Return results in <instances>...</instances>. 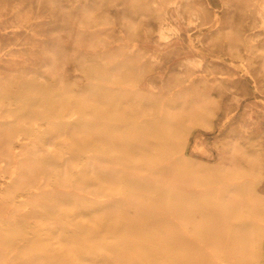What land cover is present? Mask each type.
<instances>
[{
  "label": "rangeland",
  "instance_id": "374dc122",
  "mask_svg": "<svg viewBox=\"0 0 264 264\" xmlns=\"http://www.w3.org/2000/svg\"><path fill=\"white\" fill-rule=\"evenodd\" d=\"M95 1L94 0H0V17H1L0 36L3 34L0 37V45H1L0 46V57L4 56L0 59V93L3 90H8V89H12V91H14V93H12L11 95H8V97L4 96L2 101L0 102V121L11 122L9 123V127L14 128V131L12 130L13 133H11L9 136V139H10L9 143H5V142L0 143V182H4V184L2 185L4 188H2L1 183H0V205L3 206V207L0 206L1 208L0 209V214H1L0 215V228H1L0 229V242L2 240L3 243L6 244L4 245L5 247L3 248V250L1 251L4 255L0 252V259H1L0 264L1 263L3 264V262H5L4 264H31V263L33 264H40V263L41 264H52L54 260L55 261L57 260V261L54 262L53 264H57V262L59 261L63 262V263L61 262V264H66L68 262H69L68 264H82V263L83 264H106V263L107 264L109 263L111 264H121V263L122 264L123 263L124 264L126 263L134 264V262L135 264H143L144 261L146 264H150V263L151 264H157V263L172 264L173 262H174L173 264L180 263V262H181L180 264H219V262L220 264H226L225 262H227L228 264H251L253 261L255 262H253L252 264H264V233H263L264 232V150H263L264 149L263 148L264 147V101H262L264 100V95H263L264 94V78L261 80V78L264 77L263 76L264 75V68H263L264 67V64H263L264 56H262L264 54V32L262 31L264 30V25H263L264 13L262 10L264 8V0H251V4L249 0H239V1L232 0L233 2L231 0H208L209 2L207 0H185V1L184 0H125V1L124 0H95ZM235 1L236 3H234ZM172 3L176 6H173ZM222 4L224 6H222ZM257 4L260 5L258 6V9H257ZM246 6H249V8ZM252 6L254 9L252 8ZM261 6L263 8H261ZM164 11H167V12H164ZM259 11L262 12L260 13L261 15L258 13ZM224 13L226 16L224 15ZM241 13H243L244 16ZM170 14H172L174 17H177L179 19L180 18L184 20L189 19V20H192L191 23L194 22L192 25L190 23L191 26H189V24H185L186 36L189 34L193 38L192 37L191 39L187 38L185 42H183L182 44L183 47L173 46L174 43H176L177 41L176 35H173L170 38L169 42L173 43V45L171 44L169 47L163 46L157 38L158 27L160 26V22L164 20V17L166 18ZM214 14L215 15L218 14V16H214ZM251 14H253L254 16ZM186 15H188L189 18ZM212 15L214 18L212 17ZM222 15L224 16L221 19ZM235 15H237L238 18ZM204 17L206 19L208 18L207 19L208 21ZM256 17H257V20H256ZM233 18H236V19H233ZM239 18H243V20ZM244 18H247V20ZM214 19L215 21H213ZM205 20L207 21V23L203 22ZM258 20L260 23L258 22ZM10 21H11V24H10ZM216 21H218V23ZM221 21L223 23H221ZM6 24H9V26ZM16 24L17 26L19 25L20 28L19 26L15 27ZM218 24H220V26H218ZM222 26H223V29H222ZM253 26H256L255 31H254ZM259 26H261L262 30L261 28H259ZM9 27H12V29L13 28L14 29L12 30ZM200 28L201 30H199ZM203 28H206V29H203ZM244 28L248 29L249 32L250 31L252 32L249 33L248 30H245ZM251 28H253V30ZM114 29L116 30L114 31ZM83 31L84 32L86 31V32L84 33ZM88 31H90V33ZM221 32L222 34L226 32L225 35H223L224 38L221 37L222 36ZM228 32H229V35H228ZM230 32L232 34H230ZM14 34H16L17 36ZM70 35L73 38L72 37L70 38ZM212 36L213 38L220 39V41L218 39L217 40L214 39L215 40L214 41ZM66 37L68 38V45H67ZM209 37H211L210 40H209ZM72 39L73 40L76 39L77 40L76 43L77 42L80 43V44L77 43L80 47H82V44L84 43L82 49L79 46H77V44L75 45L72 44L73 43V41H71ZM64 40L66 41V43L64 42ZM258 40H260V43ZM213 42L216 44H214ZM244 42L246 43L244 44ZM203 43H205V45ZM209 43H210V46H209ZM261 43L263 45H260ZM246 44H249V45H246ZM60 45L61 47H59ZM250 45L251 47L254 48V50L253 48L250 47ZM211 47L212 49H210ZM233 47L235 48V50ZM60 48L62 49L63 53H60L62 52ZM229 48L230 50L233 48V50L231 51L235 55H231L232 53H230L231 51L229 50ZM184 49L186 51H184ZM222 50H224L226 54ZM251 50L254 52L252 53ZM85 51H87L88 54L90 53L88 56L90 55L92 56V54L96 55L97 53V56H98L97 59L102 60L101 62L103 66L102 65L101 67L99 66L100 68L96 67L94 68L95 70H92V71L89 66L85 67L83 65L82 58H80V53L82 52L85 53ZM238 51L240 52L238 53ZM248 51L250 52V54ZM228 52L230 53V55ZM242 52H245V53L248 52V53L245 54ZM152 53H155L156 56L154 57L151 56ZM67 54L68 56H73L75 58L74 60L75 64H81V67H78L79 70L78 68L76 69V71L74 70L75 72H72V69L69 70L70 67L68 66V61H67L68 56H66ZM224 54L226 56H224ZM202 56H203V62L201 63V65L195 62L194 63L188 62V63H185L183 66L177 65V62L181 59H187V58L197 59ZM5 60L7 61L6 64L4 63L6 62ZM129 60L130 61L134 60V63L131 66V68L116 70L115 68L112 67V66L115 67L114 64H117L118 66L120 64H123V62L129 61ZM204 64L205 65L209 64V65L208 67H206L207 65L205 66ZM248 64L250 66H247ZM138 65H140V67H138ZM251 66L254 68H252ZM258 68H260L261 70ZM110 69L111 70L113 69V70L111 71ZM202 69L203 70L206 69L207 71H209L210 73L209 76L212 75L211 77H214L217 75V77L221 79V81L224 79L226 81L221 82L220 80H217L218 83L216 81H214L213 83L212 80L209 79L210 81H208V79L201 77L199 78V81H197L193 85L192 88H189L190 86H192V85H189L188 87H186V90L180 93L178 89L179 85L177 83L179 82L178 81L179 78L181 79L182 76L183 77L185 75L188 76L190 73L196 72V71L197 73L195 75L197 74L200 75ZM228 69H230L231 72L228 71ZM254 69L255 70L258 69V70L255 71ZM70 73L71 75H69ZM124 73L127 75H125ZM131 73H138L139 76L133 79L131 78ZM227 74L229 76H227ZM110 77L112 80H110ZM228 77H231V78H228ZM17 79H20V81ZM28 79H30V81L33 83L31 86L27 85ZM256 79L257 81H255ZM94 80L95 81L97 80L96 81L97 83ZM16 81L19 82L18 83L19 85L16 84ZM106 81L109 83L107 84L108 87H106L107 86L105 83ZM236 82L238 84H236ZM73 83H75L74 86H73ZM182 83H185V82L182 81ZM102 84H104V86ZM23 85H26L27 87L25 88V86ZM42 85L43 86L45 85L43 89H46V91H44L40 87ZM114 86H115V89L117 90L121 89L123 91L133 92L135 93V96L129 99H124V98L122 99L119 96H116L114 93L110 92V88H113L112 90H115ZM234 86H235V89H233ZM30 88L34 90L31 91ZM188 88L191 91H189ZM246 88H247V94H246ZM27 89L28 90L30 89L29 91L31 92V94ZM86 89L87 91L91 89L90 90L91 94L89 93L90 96L92 95L91 99L90 97L89 99L86 98L85 94L88 95L87 93L89 92V91L85 92ZM256 89H258V91H256ZM80 90L81 91L84 90V91L81 92ZM100 90H102V92ZM140 90H143L144 92ZM145 90L147 91V93ZM25 91L27 94L25 93ZM105 91L107 95L103 93ZM94 92L95 93L97 92V93L95 94ZM4 93L5 92H3V94ZM35 93L37 94L41 93V99L40 97H38L40 95L37 96V94ZM79 93L83 95L79 96ZM44 94L46 95L45 97L42 98ZM244 94L246 95V97ZM33 95H35L34 96L35 98L33 97ZM36 98H38V100ZM44 98H47V99L44 100ZM64 98H67V99L70 98V99L67 100ZM80 98L83 99L82 103H81ZM63 99L65 101H63ZM126 100L129 102H127ZM192 100H194V103ZM31 101H34V104H31L33 103ZM99 101H101V103ZM39 102H40V105L38 104ZM167 103L168 105H166ZM207 103L210 105H208ZM238 103L239 105H237ZM42 105L43 106L46 105L47 108L45 107L46 108L45 109ZM130 105L133 107H131ZM36 106L38 107V110L42 112V114H40L41 112L39 113L38 110H35L37 109ZM25 107L29 109L27 110ZM127 107H129L130 109ZM60 108L62 110H60ZM93 108H95L96 110L95 109L93 110ZM135 108L139 110L137 111ZM141 108H142V112H141ZM41 109L44 111H42ZM103 109L108 110L111 114H109L108 116L102 115L101 111ZM122 109L124 110V113L125 114L127 113V114L125 117L123 118L121 117L120 118L121 121H120L119 114L123 112ZM25 110H27L28 113ZM33 110L36 111V115H35V111ZM55 110H59V113L57 114ZM68 110L70 114H68L69 113ZM85 110H88V111L86 112ZM47 111L49 113H45ZM113 112L114 114L112 115ZM160 112L162 113V115H160ZM32 113L34 115H32ZM37 114H39V116ZM158 114L159 116H155ZM228 115H230V117ZM116 116H117V119H116ZM70 117H73V118H70ZM103 119H106L109 122L110 121L112 122L109 123L108 121L106 122V120H103ZM67 120H69L70 123L69 122L66 123L67 127L63 128L61 123ZM81 122L83 123V125L81 124ZM223 122H224L223 126H220L219 124ZM103 125H105L106 127ZM240 126L242 129L240 128ZM85 128L91 129L92 132L93 131L95 132L92 134L91 130L87 131ZM234 129L235 131H232ZM63 130H64V133H63ZM245 130L246 131L249 130V131H247L246 133ZM102 131H104V133ZM42 132L43 134H41ZM78 132L79 134L82 133L80 135L81 137H79V135L76 134ZM99 132H100V136H98ZM227 132L228 134H226ZM232 132L236 134H233ZM97 133L98 135H94ZM35 134L36 136L37 134L38 135L41 134V136L43 137L37 139V137H35ZM104 134H106V136ZM110 134L113 136H111ZM183 136H185V138ZM95 137H96V140H94ZM119 137L120 138L125 137V140L127 141L126 145L131 147L129 151L124 150L123 146H117L116 144L110 142L109 140L104 141L105 138L116 139ZM79 138L82 140H79ZM97 138H99L98 140L100 141L102 140V143H100V141H98ZM148 138H150V141ZM254 143L256 144V146ZM139 144H141L140 145L141 147L139 146ZM257 144H260V145L257 146ZM3 146L6 147L5 150H3V148H5ZM102 147H103V150H102ZM108 147L111 149V151L114 150L115 152L112 151V153L113 152L114 153L111 154V151L110 149L108 150ZM118 147H119V150L117 149ZM72 150H75V151L72 152ZM77 151H80V152L76 153ZM106 151L108 153L110 151L109 153L110 155L107 154ZM94 152H96L95 153L96 155L94 154ZM146 152H148L149 154ZM151 152L153 153V155H151L152 154ZM155 152L157 156L155 155ZM72 153H75V155L76 154L78 155L80 153L78 156H80L81 154L82 155L80 157L78 156L76 157ZM158 153L161 156H159ZM73 155L75 158H73ZM116 155H119V158L118 156L116 157ZM64 156L70 157V158L68 157V160H70L68 161L69 163L68 166L53 168V165L51 164L53 157L54 159L57 160V157H64ZM109 156L110 158H108ZM134 156L137 158L135 159ZM72 158L74 159L75 163L80 161L78 163L79 167L75 166V163ZM98 159L100 160V162H103L102 165L99 163ZM102 159L103 160L105 159L106 163H108L109 165L104 163L105 160L103 161ZM139 159L141 160L139 161ZM94 160H95V163L93 162ZM148 161L154 162V163H151V164L147 163ZM160 162L162 165H160ZM95 164H96V167H95ZM98 165L102 167L99 169V171L100 170L102 171L103 168L105 170L106 169L105 166H107V168H110V170L106 169L105 172L107 173L104 174L105 176L103 175L102 176L99 175L100 177L96 176L99 173V171H96L98 169H95L97 167L99 168ZM150 165L153 167H151ZM115 167L117 169H115ZM92 168H94V170ZM113 168L117 172H115L114 170H111ZM246 170L248 172L250 171L249 173L256 172L258 173V176H255L256 174L254 173L255 175L254 174L249 175L251 176L252 179L249 176L246 177L245 174L246 173L248 174ZM93 171L97 173L93 174ZM112 171L114 172L113 175H112ZM118 173L120 174V176ZM114 175L116 177L117 176L120 177L119 178L120 181L117 182L116 180L118 179L114 180L115 179ZM113 176L114 178H112ZM244 176L246 177V179L249 178L250 180L249 181L246 179L243 180L245 178ZM35 177L37 178L36 179L37 182H32V179ZM72 177L74 179H72ZM219 177H221V179H219ZM131 178L133 179L131 180ZM237 178L243 180L242 181L243 183H241V181H239ZM218 179L220 180L222 186H220L221 184ZM77 180L79 184L77 183ZM237 180L239 181V183H241L239 185L242 186L243 189L238 190V191L236 190L237 192H235V189L233 188H232L233 191L231 189L227 190V188H230L229 184H231V182L238 183ZM69 181L71 183H69ZM113 181H116L117 183L116 182L113 183ZM68 183L70 185H68ZM74 183L77 184L78 187ZM62 184H63V187H62ZM80 185L84 186L85 189L89 188V190H84L82 186L79 187ZM211 185H215V186L210 187ZM248 185L250 187H248ZM40 186L45 187V188H50L52 189V192L48 195L45 194L44 196L43 194L44 192L42 191L41 193L37 192V196L36 195L30 196L31 192L39 191L38 188ZM73 187H75L74 192H71V190L73 191V189H71ZM130 187L133 191L130 189ZM139 187L142 189V191L140 190ZM79 188L81 190L80 192H79ZM145 188L147 190H145ZM248 188L252 192V195H251V192H249ZM60 189L63 191L61 192ZM137 189L141 191L142 193L139 192ZM150 189H152V191L155 190L154 195H156V197L152 195L153 193L152 191H150ZM38 194L40 195L38 196ZM123 194L125 197L122 196ZM160 194L161 196H159ZM170 194H172V196ZM225 194H227L226 197H225ZM94 195H97V196H94ZM113 195L118 196V197H114ZM216 195L218 197H216ZM88 196L90 198L89 200H88ZM109 196L110 198H108ZM137 196L139 197L136 198ZM95 197L97 199H94ZM212 197H214V199ZM106 198L109 200V202ZM115 198L118 199L116 200L117 202H114ZM125 198H127L128 200L125 201ZM145 198L146 199L149 198V199L146 200ZM170 198L171 200H169ZM234 198L239 199V200L241 199L240 201L243 203H241L239 200H235ZM245 198L246 200H244ZM243 200L247 202L248 204L245 203ZM134 201L137 203H134ZM144 201H146L147 203ZM182 201L184 202L183 205L179 203ZM75 202L76 204L74 205L73 203ZM79 202H80V205H79ZM196 202H199L200 204H202L201 205L202 210L200 211L201 213H204L205 210H210L211 214L209 216L203 215L204 216L203 217L201 213H197L196 210L194 211L192 207L193 205L192 203H196ZM238 202L241 203L242 205L241 204L239 205ZM42 203L43 204L46 203V206L45 204L43 205ZM109 203L110 204L113 203L114 205L115 204L116 205L113 206V205H110ZM167 203H169L170 205H168ZM39 204L40 206L42 205L43 209L42 207L39 206ZM135 204H138V205H135ZM50 205L53 208H47V207H51ZM90 206H93V207H90ZM118 206L120 210H118ZM136 206H138V208ZM9 207H11L12 209L11 208L9 209ZM96 207H99L97 208L98 211L96 210ZM103 207L105 209H103ZM107 207H108V211H107ZM70 208L72 209V211L74 210L73 212L71 211L72 213L70 212L71 210ZM130 208L131 210L132 209L133 210L130 211ZM32 209L35 212L34 214L36 216L31 214ZM48 209H50L51 211L54 210L55 212L53 211L54 213H52ZM56 209H58V211ZM81 210L82 211L86 210L87 212H84L83 214ZM102 210L104 212L103 214H101ZM112 210H116L117 214L114 213L115 211L113 212ZM118 211H120L119 214H122V215H119ZM224 211L232 212V215H231L232 219L237 220V216H238L240 221L238 222L237 220V222L239 224H235V223L232 224L230 222L231 220L228 223H225V215H224L225 212ZM16 212H19V213L17 214ZM80 213L83 215H81ZM216 213L218 215H216ZM240 213H244V215ZM68 214H69V218L67 216ZM111 214L113 215L116 214V216L118 215L119 217L113 216ZM41 215L44 218H42ZM162 215H164L165 217ZM167 215L170 217H168ZM10 216L12 217L14 216L13 221H10V219L12 218V217L10 218ZM94 216H96V219H94L95 218ZM40 217L44 219L45 222H43L44 220L41 221L42 219H40ZM195 217H197V219H195ZM28 218L31 220H29ZM36 218L40 219V221L38 219L36 220ZM54 218H56L57 220H55ZM120 218H124V220L126 221L122 222L120 221ZM240 218H242L243 220ZM61 219H64V220H61ZM222 219L223 221H221ZM93 220H96L99 226L97 225H96L97 227L94 226L97 223H95L96 221H93ZM29 221L32 223H30ZM38 221H39V225H38ZM15 222H19V223L17 224ZM82 222H84L85 224H83ZM195 222L196 224H194ZM29 223L31 224L30 226L28 225ZM41 223H43L44 226ZM60 223H63L65 227L63 226V224H60ZM65 223H68L70 227H68L69 225ZM91 223L93 224V229L94 227L95 229L97 228L96 231H93V233H91L92 226L91 227L89 226V225H92ZM107 223H109L110 225ZM198 223H202V224L199 225ZM19 224L20 225L23 224V226L21 227ZM24 224H25V227H24ZM8 225H10L11 227ZM52 225L53 227L55 225V228L51 227ZM240 225L242 227H240ZM244 225L246 227L247 226L249 227L251 225L250 230L249 228H246ZM3 226H6V228ZM7 226L9 227V229L7 228ZM49 226L51 230L48 233ZM202 226H204V228ZM252 226L254 227L252 228ZM41 227L43 228L45 227V228L43 229ZM200 227H201L202 232L199 230ZM243 227H245L247 230L242 231L243 232L242 233L240 230L245 229ZM63 228L64 229L67 228V229L64 230ZM86 228L87 230L89 229L88 230L89 232L86 230ZM182 228L186 230L183 231ZM27 229L29 232L27 231ZM57 229H60L61 231H63V233H61V231ZM68 229L71 232H69ZM1 230L3 232H1ZM25 230L27 232H25ZM101 230H103L102 231L103 233L101 232ZM206 230L209 231V233ZM45 232H47L48 235ZM73 232H75L76 234L74 235ZM104 232L111 236L107 235L106 237L105 236L106 234ZM187 232H189L190 235ZM200 232L203 234H201ZM244 232L249 233V234L246 235ZM6 233H8V235ZM90 233L92 235L96 233L95 234L96 236L95 235L91 236ZM114 233H116V235ZM186 233L188 235H186ZM99 234L100 235L105 234V235L102 236L101 238L100 236H98ZM216 234H218V236H216ZM233 234H235V236ZM26 235H29V236L24 237ZM34 235L35 237L39 239L38 240L36 239L35 241L34 240L35 237L33 238ZM54 235H55V238H53ZM89 235L91 236V238ZM113 235L116 236L119 243L118 241L117 243L115 242V244L113 243L114 241H116L113 239L114 238ZM183 235L187 237L183 238L184 237ZM250 235L252 238L250 237ZM40 236L42 239L40 238ZM60 236H61V239H60ZM248 236L251 239H254L256 241V244L255 243L253 244V247L255 248L253 249V251H252L253 247L250 246L252 242H248V241H251V239L246 238ZM92 237H96V240L98 238L105 239L106 242L104 240H99L98 242L100 243H97L95 241V238L93 239ZM104 237L106 238L109 237L110 242L108 243L107 241L109 240L108 239L106 240V238ZM110 237H112L113 241H111ZM23 238L25 239L23 240ZM89 238L91 240H89ZM165 238L167 240H165ZM56 239L57 241L60 239L59 240L60 242H64L62 245L67 246L69 250H67L66 247L65 249L62 248V245L60 247L59 246L60 242L59 244H57L58 242L55 243ZM72 239L75 241L73 242ZM80 239H83V242L84 240L87 239L85 241L86 243L85 242L83 243L82 240L79 241ZM21 240L23 241V243L21 242ZM51 240L52 242H49ZM225 240H227L228 243H224ZM254 240L252 241L255 242ZM65 241H68V242H65ZM87 241L88 243L90 241V244H88ZM91 241H93V243H91ZM183 241H186L187 243ZM95 242L98 245V248ZM101 242H105L106 244L101 243ZM131 242L133 243L134 248L137 246V244L134 242H137V243L139 242L138 245L139 244L141 245L142 243V245L141 246L139 245L140 248L136 247V250L134 248L129 249L127 245L125 244H132ZM193 242H194V245H193ZM201 242L203 244H201ZM18 243L19 245H17ZM44 243H46L45 244L46 248H45ZM47 243L48 245L50 243L51 246H47ZM65 243L67 244L70 243V245L72 244V247L68 246L69 244L67 245ZM149 243L151 245H149ZM31 244L32 246H30ZM104 244L106 246L108 245L107 248L114 246L115 247L114 251L118 253V255L120 256V259L117 256L116 252L114 253L110 252L109 249H107L105 246L104 247L101 246ZM121 244L123 246H120ZM190 244H192L193 246ZM40 245L42 247H40ZM85 245L88 247L86 248ZM197 245H200V246H197ZM215 245L217 246L214 248ZM89 246H91L92 248ZM203 246L205 247L204 249H203ZM26 247L28 249H25ZM29 247H32V249ZM69 247L71 248L74 247L73 251L75 249L76 250L74 251L75 253L72 252V250H70ZM101 247H103V252L101 250L102 249ZM123 247H126V248H123ZM141 247H142V250H140ZM209 247L211 248L210 250H209ZM144 248H146L145 249L146 253H145ZM245 248L249 250H246ZM15 249L16 251L18 249L17 251L18 253L15 251ZM137 249L139 250V252L137 251ZM4 250L6 251L3 252ZM28 250L30 252H28ZM132 250L133 251L135 250V251L133 252ZM231 250L234 252H232ZM243 250L244 252H242ZM105 251L107 252V254L105 253ZM99 252L102 255L101 254L98 255ZM230 252L233 254H231ZM253 252L255 254H253ZM40 253L42 254L40 255ZM73 253L78 255V259H77V256L74 255ZM80 253L81 254L83 253V255L88 258V260L86 259L87 262L84 261L86 257L84 258V256L81 255ZM103 253H105L106 255ZM129 253H131L132 256H130ZM35 254L36 256L34 257ZM51 254H53V256H51ZM122 254L123 255L125 254V257L123 256L124 258L122 257ZM108 255L110 257L111 256L113 257L112 260L114 262L111 260L112 257L110 258ZM157 255L159 256V258H157L158 257ZM196 255H198V257H196ZM39 256L42 257L44 260L46 259L45 262ZM54 256H56V258ZM92 256L94 258L96 256V258L94 259L92 258ZM155 256L156 258H154ZM62 257L67 258V259H63ZM138 257L139 258L142 257L141 258L142 260L139 259ZM165 257H168V258H165ZM254 257H256L255 258L256 260L254 259ZM89 258L90 259L92 258L94 260L92 259L90 260ZM102 258H105V260L106 259L108 260L110 259V260L109 261L106 260L107 261L106 262ZM258 258H260L259 261H258ZM80 259L81 260L83 259V260L81 261ZM114 259L118 262H116ZM161 259L164 260V262H162ZM226 259H228L229 261ZM89 260L91 261V263L90 262L88 263ZM96 260L98 263L96 262ZM49 261H52V262H49ZM93 261L95 263H93ZM102 261H105V262L103 263ZM138 261L142 263H138ZM149 261L150 263H148ZM155 261H157V263H155Z\"/></svg>",
  "mask_w": 264,
  "mask_h": 264
},
{
  "label": "bare ground",
  "instance_id": "6f19581e",
  "mask_svg": "<svg viewBox=\"0 0 264 264\" xmlns=\"http://www.w3.org/2000/svg\"><path fill=\"white\" fill-rule=\"evenodd\" d=\"M94 1H95V0H94ZM124 1H125V0H124ZM184 1H185V0H184ZM207 1H208V0H207ZM231 1H232V0H231ZM238 1H239V0H238ZM84 2H85V1H84ZM95 2H96V1H95ZM119 2H120V1H119ZM178 2H179V1H178ZM208 2H209V1H208ZM232 2H233V1H232ZM241 2H242V1H241ZM241 2H240V3H241ZM245 2H246V1H245ZM249 2H250V4H251V0H249ZM254 2H255V1H254ZM117 3H118V2H117ZM173 3H174V2H173ZM173 3H172V4H173ZM179 3H180V2H179ZM234 3H236V1H235ZM252 3H253V2H252ZM257 3H258V2H257ZM83 4H85V3H83ZM155 4H157V3H155ZM44 5H45V4H44ZM113 5H114V4H113ZM127 5H128V4H127ZM253 5H254V4H253ZM125 6H126V5H125ZM165 6H167V5H165ZM171 6H172V5H171ZM173 6H176V5L173 4ZM222 6H224V5L222 4ZM258 6H260V5L257 4V9H258ZM120 7H121V6H120ZM120 7H119V8H120ZM168 7H169V6H168ZM197 7H198V6H197ZM246 7L249 8V6H246ZM87 8H88V7H87ZM113 8H114V7H113ZM113 8H112V9H113ZM222 8H223V7H222ZM252 8H253V6H252ZM259 8H260V7H259ZM261 8H263V7L261 6ZM176 9H177V8H176ZM253 9H254V8H253ZM253 9H252V10H253ZM257 9H256V10H257ZM116 10H117V9H116ZM221 10H222V9H221ZM262 10H263V13H264V8H263ZM66 11H67V9H66ZM125 11H126V10H125ZM134 11H135V10H134ZM158 11H160V10H158ZM177 11H178V10H177ZM180 11H181V10H180ZM200 11H201V10H200ZM246 11H247V10H246ZM257 11H258V10H257ZM164 12H167V11H164ZM249 12H250V11H249ZM67 13H68V12H67ZM86 13H87V12H86ZM86 13H84V14H86ZM121 13H122V12H121ZM179 13H180V12H179ZM238 13H239V12H238ZM238 13H237V14H238ZM258 13L260 14V13H262V12L259 11ZM75 14H76V13H75ZM146 14H147V13H146ZM182 14H183V13H182ZM185 14H187V13H185ZM235 14H236V13H235ZM239 14H240V13H239ZM241 14L243 15V13H241ZM245 14H246V13H245ZM253 14H254V13H253ZM253 14H251V15H253ZM259 14H258V15H259ZM132 15H133V14H132ZM224 15H225V13H224ZM224 15H222L221 19L223 18ZM260 15H261V14H260ZM148 16H149V15H148ZM166 16H167V15H166ZM186 16L188 17V15H186ZM214 16H218V14H217V15L214 14ZM225 16H226V15H225ZM235 16H237V15H235ZM243 16H244V15H243ZM253 16H254V15H253ZM253 16H252V18H253ZM262 16H263V15H262ZM68 17H69V16H68ZM73 17H74V16H73ZM82 17H83V16H82ZM125 17H126V16H125ZM194 17H195V16H194ZM212 17H213V15H212ZM212 17H211V19H212ZM241 17H242V16H241ZM263 17H264V16H263ZM70 18H71V17H70ZM183 18H184V17H183ZM188 18H189V17H188ZM197 18H198V17H197ZM204 18H205V17H204ZM204 18H203V19H204ZM213 18H214V17H213ZM215 18H216V17H215ZM237 18H238V16H237ZM30 19H31V18H30ZM30 19H29V20H30ZM61 19H62V18H61ZM81 19H82V18H81ZM205 19H206V18H205ZM207 19H208V18H207ZM207 19H206V20H207ZM233 19H236V18H233ZM239 19H242V20H243V18H239ZM244 19L247 20V18H244ZM260 19H261V18H260ZM262 19H263V18H262ZM2 20H3V19H2ZM97 20H98V19H97ZM126 20H127V19H126ZM128 20H129V19H128ZM151 20H152V19H151ZM206 20L203 21V22L207 23L208 20H207V21H206ZM226 20H227V19H226ZM250 20H251V19H250ZM256 20H257V17H256ZM0 21H1V17H0ZM86 21H87V20H86ZM114 21H115V20H114ZM191 21H192V20H189V19H188V20H184V19H181V18L179 19V18H177V17H174L172 14H170V15H169L168 17H166V18L164 17V20H163L162 22L159 21V22H160V26L158 27V36H157L158 40L161 42V44H162L163 46H165V47H169L171 44L173 45V43H170V42H169V41H170V38H171L173 35H176V36H177V41H176V43H174L173 46H176V47H180V46H182L183 42H185V40H186L187 38L191 39V37H192V36H190L189 34H188L187 36H186V34H185V32H186V26H185V24H189V26H191V25L194 23V22L191 23ZM200 21H201V20H200ZM209 21H210V20H209ZM213 21H215V19H214ZM237 21H238V20H237ZM262 21H263V20H262ZM60 22H61V21H60ZM73 22H74V21H73ZM216 22L218 23V21H216ZM242 22H243V21H242ZM258 22H259V20H258ZM3 23H4V22H3ZM64 23H65V22H64ZM84 23H85V22H84ZM135 23H136V22H135ZM190 23H191V25H190ZM201 23H202V22H201ZM211 23H212V22H211ZM211 23H209V24H211ZM221 23H223V22L221 21ZM240 23H241V21H240ZM255 23H256V22H255ZM259 23H260V22H259ZM10 24H11V21H10ZM13 24H14V23H13ZM27 24H28V23H27ZM114 24H115V23H114ZM6 25L9 26V24H6ZM22 25H23V24H22ZM105 25H106V23H105ZM112 25H113V24H112ZM196 25H197V23H196ZM199 25H200V23H199ZM206 25H207V24H206ZM230 25H231V24H230ZM242 25H244V24H242ZM253 25H254V24H253ZM256 25H257V24H256ZM263 25H264V22H263ZM18 26H19V25H18ZM18 26H17V24H16L15 27H18ZM83 26H84V25H83ZM89 26H90V25H89ZM189 26H188V27H189ZM211 26H212V25H211ZM216 26H217V25H216ZM218 26H220V24H218ZM67 27H68V26H67ZM77 27H78V26H77ZM193 27H194V26H193ZM203 27H204V25H203ZM253 27H254V31H255V30H256V29H255L256 26H253ZM9 28L12 29V27H9ZM19 28H20V26H19ZM82 28H83V27H82ZM90 28H91V27H90ZM110 28H111V27H110ZM114 28H115V27H114ZM123 28H124V27H123ZM197 28H198V27H197ZM218 28H219V27H218ZM218 28H216V29H218ZM248 28H249V27H248ZM259 28H261V26H259ZM4 29H6V28H4ZM13 29H14V28H13ZM13 29H12V30H13ZM15 29H16V28H15ZM60 29H61V28H60ZM85 29H86V28H85ZM91 29H92V28H91ZM99 29H100V28H99ZM190 29H192V28H190ZM203 29H206V28H203ZM222 29H223V26H222ZM244 29H245V28H244ZM251 29L253 30V28H251ZM0 30H1V29H0ZM12 30H11V31H12ZM94 30H95V29H94ZM115 30H116V29H114V31H115ZM138 30H139V29H138ZM195 30H196V29H195ZM199 30H201V28H200ZM209 30H210V28H209ZM245 30H248V29H245ZM261 30H262V28H261ZM262 31L264 32V30H262ZM262 31H261V32H262ZM2 32H3V31H2ZM5 32H6V31H5ZM83 32H84V31H83ZM85 32H86V31H85ZM85 32H84V33H85ZM88 32L90 33V31H88ZM119 32H120V31H119ZM192 32H193V31H192ZM231 32H232V31H231ZM231 32H230V34L233 33V32H232V33H231ZM248 32H249V30H248ZM250 32H252V31H250ZM250 32H249V33H250ZM258 32H259V31H258ZM89 33H88V34H89ZM225 33H226V32H225ZM225 33L222 34V32H221V35H222L221 37H223V35H225ZM243 33H244V32H243ZM255 33H256V32H255ZM16 34H17V33H16ZM16 34H14V35H16ZM106 34H107V33H106ZM207 34H208V33H207ZM239 34H240V32H239ZM245 34H246V33H245ZM2 35H3V34H2ZM2 35H1V36H2ZM71 35H72V34H71ZM71 35H70V38L72 37ZM75 35H76V34H75ZM79 35H80V34H79ZM89 35H90V34H89ZM228 35H229V32H228ZM241 35H242V34H241ZM246 35H247V34H246ZM252 35H253V34H252ZM1 36H0V37H1ZM5 36H6V35H5ZM16 36H17V35H16ZM82 36H83V35H82ZM199 36H200V35H199ZM201 36H202V35H201ZM205 36H206V35H205ZM205 36H204V37H205ZM226 36H227V35H226ZM226 36H225V38H226ZM244 36H245V35H244ZM74 37H75V36H74ZM78 37H79V36H78ZM124 37H125V36H124ZM204 37H203V38H204ZM221 37H220V38H221ZM66 38H67V37H66ZM72 38H73V37H72ZM95 38H96V37H95ZM192 38H193V37H192ZM210 38H211V37H209V40H210ZM212 38H213V36H212ZM223 38H224V37H223ZM250 38H251V37H250ZM259 38H260V36H259ZM125 39H126V38H125ZM204 39H205V38H204ZM206 39H207V38H206ZM214 39H216V38H213V40H214ZM217 39H218V38H217ZM217 39H216V40H217ZM241 39H242V38H241ZM93 40H94V39H93ZM211 40H212V39H211ZM218 40L220 41V39H218ZM244 40H246V39H244ZM244 40H243V41H244ZM71 41H73L72 44H74V45L78 43V42L76 43V41H77L76 39H75V40L72 39ZM205 41H206V40H205ZM214 41H215V40H214ZM225 41H226V40H225ZM228 41H229V40H228ZM258 41H259V43H260V40H258ZM258 41H257V42H258ZM64 42L66 43L65 40H64ZM69 42H70V41H69ZM74 42H75V43H74ZM79 42H80V41H79ZM203 42H204V41H203ZM238 42H239V40H238ZM247 42H248V41H247ZM65 43H64V44H65ZM98 43H99V42H98ZM102 43H103V42H102ZM166 43H167V44H166ZM213 43H214V42H213ZM213 43H212V44H213ZM245 43H246V42H244V44H245ZM250 43H251V42H250ZM255 43H256V42H255ZM52 44H53V43H52ZM62 44H63V42H62ZM78 44H80V43H78ZM78 44H77V46H79ZM83 44H84V43H83ZM83 44H82V47H83ZM203 44L205 45V43H203ZM207 44H208V43H207ZM214 44H216V43H214ZM224 44H225V43H224ZM236 44H237V43H236ZM252 44H253V43H252ZM57 45H58V44H57ZM67 45H68V38H67ZM69 45H70V43H69ZM74 45H73V46H74ZM196 45H197V44H196ZM204 45H203V46H204ZM229 45H230V43H229ZM238 45H239V44H238ZM238 45H237V46H238ZM246 45H249V44H246ZM253 45H254V44H253ZM253 45H252V46H253ZM260 45H263V44L261 43ZM0 46H1V45H0ZM62 46H63V45H62ZM104 46H106V45H104ZM209 46H210V43H209ZM214 46H215V45H214ZM240 46H241V45H240ZM258 46H259V45H258ZM54 47H56V46H54ZM54 47H52V48H54ZM59 47H61V45H60ZM59 47H58V48H59ZM79 47H80V46H79ZM82 47H80V48L82 49ZM182 47H183V46H182ZM190 47H192V46H190ZM230 47H231V46H230ZM250 47H251V45H250ZM256 47H257V46H256ZM8 48H9V47H8ZM12 48H13V46H12ZM47 48H48V46H47ZM65 48H66V46H65ZM65 48H64V49H65ZM92 48H93V47H92ZM207 48H208V47H207ZM216 48H217V47H216ZM219 48H220V47H219ZM233 48H234V47H233ZM233 48H232L231 50H233ZM244 48H245V47H244ZM251 48H253V47H251ZM258 48H259V47H258ZM260 48H261V47H260ZM42 49H43V48H42ZM60 49H61V48H60ZM102 49H103V48H102ZM110 49H111V48H110ZM114 49H115V48H114ZM210 49H212V47H211ZM238 49H239V48H238ZM238 49H236V50H238ZM44 50H45V49H44ZM51 50H52V49H51ZM65 50H66V49H65ZM65 50H64V51H65ZM68 50H69V49H68ZM84 50H85V49H84ZM95 50H96V49H95ZM108 50H109V49H108ZM179 50H180V49H179ZM204 50H205V49H204ZM213 50H214V49H213ZM229 50H230V48H229ZM231 50H230V51H231ZM234 50H235V48H234ZM246 50H247V48H246ZM253 50H254V48H253ZM47 51H48V50H47ZM61 51H62V49H61ZM73 51H74V50H73ZM184 51H186V50L184 49ZM222 51L224 52V50H222ZM243 51H244V50H243ZM256 51H257V49H256ZM95 52H96V51H95ZM180 52H181V51H180ZM203 52H205V51H203ZM203 52H202V53H203ZM223 52H222V53H223ZM239 52H240V51H238V53H239ZM248 52H249V51H248ZM248 52H247V53H248ZM251 52L253 53L254 51L251 50ZM262 52H263V51H262ZM55 53H57V52H55ZM60 53H63V51L60 52ZM76 53H78V52H76ZM85 53H87V51H85ZM85 53H84V52L80 53V58H82V60H83V65H84L85 67H88V66H89L90 69H91V71H92V70H95L94 68H96V67L98 68L99 66L101 67V65L103 66V64H102V62H101L102 60L97 59V57H98V56H97V53H96V55H95V54H92V56H91V55L88 56L90 53H89V54H88V53L85 54ZM214 53H215V51H214ZM218 53H219V52H218ZM218 53H217V54H218ZM224 53H225V52H224ZM228 53H229V52H228ZM230 53H232V51H231ZM230 53H229V55H230ZM242 53H245V52H242ZM247 53H245V54H247ZM73 54H74V53H73ZM179 54H180V53H179ZM179 54H178V55H179ZM206 54H207V53H206ZM225 54H226V53H225ZM225 54H224V56H226ZM236 54H237V53H236ZM240 54H241V53H240ZM249 54H250V52H249ZM256 54H257V53H256ZM2 55H3V54H2ZM76 55H77V54H76ZM178 55H177V56H178ZM204 55H205V54H204ZM218 55H219V54H218ZM231 55H235V54L232 53ZM66 56H68V54H67ZM102 56H104V55H102ZM151 56L154 57V56H156V54H155V53H152ZM224 56H223V57H224ZM254 56H256V55H254ZM254 56H253V57H254ZM262 56H264V54H263ZM2 57H4V56H2ZM2 57H0V59H1ZM228 57H229V56H228ZM230 57H231V56H230ZM233 57H234V56H233ZM238 57H239V56H238ZM64 58H66V57H64ZM220 58H221V57H220ZM245 58H246V57H245ZM261 58H262V57H261ZM121 59H122V58H121ZM230 59H231V58H230ZM233 59H234V58H233ZM235 59H237V58H235ZM238 59H239V58H238ZM255 59H256V58H255ZM262 59H263V58H262ZM8 60H9V59H8ZM74 60H75V58H74L73 56H68V58H67L68 66L70 67L69 70L72 69V72H75L76 69H77L78 67H81V64H75ZM77 60H78V59H77ZM242 60H243V59H242ZM263 60H264V59H263ZM263 60H262V61H263ZM5 61H6V60H5ZM59 61H61V60H59ZM78 61H79V60H78ZM107 61H108V60H107ZM212 61H213V60H212ZM246 61H247V60H246ZM73 62H74V63H73ZM110 62H111V61H110ZM115 62H116V61H115ZM188 62H189V63H194V62H195V63H199V64L201 65V63L203 62V56H202V57H199V58H197V59H196V58L181 59V60H179V61L177 62V65H179V66H183L185 63H188ZM205 62H206V60H205ZM251 62H252V61H251ZM1 63H2V62H1ZM4 63L6 64L7 61L4 62ZM133 63H134V60H132V61L129 60V61H125V62H123V64H120V65H118V66H117V64H114L115 67H114V66H112V67L115 68L116 70L128 69V68H131V66L133 65ZM140 63H141V62H140ZM140 63H139V64H140ZM247 63H248V62H247ZM262 63H263V62H262ZM5 64H4V65H5ZM63 64H64V63H63ZM263 64H264V63H263ZM79 65H80V66H79ZM204 65H205V64H204ZM206 65H207V64H206ZM206 65H205V66H206ZM208 65H209V64H208ZM208 65H207L206 67H208ZM63 66H64V65H63ZM105 66H106V65H105ZM110 66H111V64H110ZM175 66H176V65H175ZM214 66H215V65H214ZM224 66H225V65H224ZM247 66H250V65L248 64ZM100 67H99V68H100ZM107 67H109V66H107ZM138 67H140V65H138ZM211 67H212V66H211ZM218 67H219V66H218ZM251 67H252V66H251ZM262 67H263V66H262ZM173 68H174V67H173ZM173 68H172V69H173ZM227 68H228V67H227ZM252 68H254V67H252ZM263 68H264V67H263ZM258 69H260V68H258ZM258 69H256V70H258ZM28 70H29V69H28ZM74 70H75V71H74ZM78 70H79V68H78ZM110 70H111V69H110ZM112 70H113V69H112ZM112 70H111V71H112ZM202 70H203V69H202ZM202 70H201V74H200V75L197 74L198 76L195 75V74L197 73V71H196V72H192V73H190L188 76H186V75H185L184 77L182 76L181 79L179 78V80H178L179 82H177L178 85H179V88H178V89H179V92L181 93V92H183L184 90H186V87H188L189 85H192V86L189 87V88H192L193 85H194L197 81H199V78H201V77H202V78L204 77L205 79H208V81L212 80L213 83H214V81H216V82L218 83L217 80H220V81H221V79H219V78L217 77V75L214 76V77H211L212 75L209 76V75H210L209 71H207L206 69L203 70V71H202ZM220 70H221V69H220ZM251 70H253V69H251ZM254 70H255V69H254ZM256 70H255V71H256ZM260 70H261V69H260ZM10 71H11V70H10ZM33 71H34V70H33ZM111 71H110V72H111ZM194 71H195V70H194ZM228 71H230V69H228ZM204 72H206V73H204ZM212 72H213V71H212ZM223 72H225V71H223ZM230 72H231V71H230ZM88 73H89V72H88ZM181 73H182V72H181ZM253 73H254V72H253ZM253 73H252V74H253ZM67 74H68V73H67ZM116 74H117V73H116ZM124 74H125V73H124ZM124 74H123V75H124ZM184 74H185V73H184ZM214 74H215V73H214ZM250 74H251V73H250ZM9 75H10V74H9ZM69 75H71V73H70ZM87 75H88V74H87ZM105 75H106V74H105ZM105 75H104V77H105ZM109 75H110V74H109ZM125 75H127V74H125ZM225 75H226V74H225ZM253 75H254V74H253ZM138 76H139L138 73H131V78H133V79L136 78V77H138ZM219 76H220V75H219ZM227 76H229V75L227 74ZM230 76H231V75H230ZM242 76H243V75H242ZM256 76H257V75H256ZM263 76H264V75H263ZM89 77H90V76H89ZM129 77H130V76H129ZM185 77H186V78H185ZM231 77H232V76H231ZM231 77H228V78H231ZM236 77H237V76H236ZM258 77H259V75H258ZM20 78H21V77H20ZM67 78H68V77H67ZM90 78H91V77H90ZM119 78H120V77H119ZM121 78H122V77H121ZM131 78H130V79H131ZM222 78H223V76H222ZM225 78H226V77H225ZM232 78H233V77H232ZM245 78H246V77H245ZM263 78H264V77H262L261 80H262ZM101 79H102V78H101ZM209 79H210V80H209ZM253 79H254V78H253ZM17 80L20 81V79H17ZM110 80H112L111 77H110ZM234 80H235V79H234ZM258 80H259V79H258ZM261 80H260V81H261ZM51 81H53V80H51ZM79 81H80V80H79ZM94 81H95V80H94ZM94 81H93V82H94ZM96 81H97V80H96ZM96 81H95V82H96ZM120 81H121V79H120ZM164 81H165V80H164ZM182 81H184L185 83H182ZM223 81H226V80L224 79V80H222L221 82H223ZM235 81H236V80H235ZM255 81H257V79H256ZM72 82H73V81H72ZM98 82H99V81H98ZM180 82H181V83H180ZM216 82H215V83H216ZM240 82H241V81H240ZM261 82H262V81H261ZM14 83H15V82H14ZM18 83H19V82L16 81V84H18ZM90 83H91V82H90ZM96 83H97V82H96ZM102 83H104V82H102ZM105 83H106V85L109 84L107 81H106ZM208 83H209V82H208ZM230 83H231V82H230ZM258 83H259V82H258ZM32 84H33V83L30 81V79H28L27 85H28V86H31ZM45 84H46V83H45ZM74 84H75V83H73V86H74ZM114 84H115V83H114ZM116 84H117V83H116ZM231 84H232V83H231ZM236 84H238V83L236 82ZM260 84H261V83H260ZM260 84H259V86H260ZM262 84H263V83H262ZM18 85H19V84H18ZM35 85H36V83H35ZM40 85H41V84H40ZM102 85L104 86V84H102ZM106 85H105V86H106ZM122 85H123V84H122ZM178 85H177V86H178ZM252 85H253V84H252ZM255 85H256V84H255ZM23 86H25V88L27 87L26 85H23ZM44 86H45V85H44ZM44 86L42 85V86H40V87L43 89ZM100 86H101V85H100ZM119 86H120V85H119ZM124 86H125V85H124ZM227 86H228V85H227ZM262 86H263V85H262ZM106 87H108V85H107ZM116 87H117V86H116ZM128 87H129V86H128ZM25 88H24V89H25ZM31 88H32V87H31ZM31 88H30V89H31ZM68 88H69V87H68ZM68 88H66V89H68ZM77 88H78V87H77ZM79 88H80V87H79ZM104 88H105V87H104ZM189 88H188V89H189ZM202 88H203V87H202ZM231 88H233V87H231ZM30 89H29V90H30ZM39 89H40V88H39ZM112 89H113V88H110V92L114 93L116 96H119V97L122 98V99H123V98H124V99H129V98H132L133 96H135V93H133V92L123 91V90H121V89H120V90H117V89H115V86H114V89H115V90H112ZM233 89H235V86H234ZM253 89H254V87H253ZM27 90H28V89H27ZM29 90H28V91H29ZM33 90H34V89H33ZM33 90L31 89V91H33ZM43 90L46 91V89H43ZM43 90H41V91H43ZM69 90H70V89H69ZM90 90H91V89H90ZM90 90H88V91H89V92H88L87 89H86L85 92H88L87 94L89 95V93L91 94ZM147 90H148V89H147ZM203 90H204V89H203ZM78 91H79V90H78ZM80 91H81V90H80ZM83 91H84V90H82L81 92H83ZM96 91H97V89H96ZM100 91L102 92V90H100ZM108 91H109V90H108ZM108 91H107V92H108ZM140 91L144 92L143 90H140ZM145 91H146V90H145ZM157 91H158V90H157ZM189 91H191V90L189 89ZM256 91H258V89H256ZM261 91H262V90H261ZM261 91H260V92H261ZM3 92H5V93L3 94ZM29 92H30V91H29ZM36 92H37V91H36ZM50 92H51V90H50ZM85 92H84V93H85ZM186 92H187V91H186ZM12 93H14V91H12V89L3 90V91L0 93V102L2 101V99H3L4 96H7V97H8V95H11ZM25 93H26V91H25ZM42 93H43V92H42ZM92 93H93V92H92ZM94 93H95V92H94ZM96 93H97V92H96ZM96 93H95V94H96ZM103 93H104L105 95H107L106 91L103 92ZM146 93H147V91H146ZM18 94H19V93H18ZM26 94H27V93H26ZM30 94H31V92H30ZM35 94H37V93H35ZM110 94H111V93H110ZM114 94H113V95H114ZM170 94H171V92H170ZM196 94H197V93H196ZM246 94H247V88H246ZM260 94H261V93H260ZM38 95H40V96H38ZM45 95H46V94H44V95L42 96V98L45 97ZM80 95H83V94H80V93H79V96H80ZM88 95L85 94L86 98L89 99V97H90V99H91L92 95H91V96H90V95L88 96ZM154 95H155V94H154ZM186 95H187V94H186ZM193 95H194V94H193ZM203 95H204V94H203ZM225 95H226V94H225ZM244 95H245V94H244ZM263 95H264V94H263ZM18 96H19V95H18ZM34 96H35V95H33V97H34ZM37 96L40 97V99H41V93L37 94ZM49 96H50V95H49ZM169 96H170V95H169ZM201 96H202V95H201ZM55 97H56V96H55ZM167 97H168V96H167ZM232 97H233V96H232ZM240 97H241V96H240ZM245 97H246V95H245ZM256 97H257V95H256ZM25 98H27V97H25ZM34 98H35V97H34ZM34 98H33V100H34ZM97 98H98V97H97ZM174 98H175V97H174ZM243 98H244V97H243ZM243 98H242V99H243ZM36 99L38 100V98H36ZM40 99H39V101H40ZM45 99H47V98H44V100H45ZM64 99H67V98H64ZM64 99H63V101H65ZM69 99H70V98H69ZM69 99H67V100H69ZM80 99H81V98H80ZM143 99H144V98H143ZM186 99H187V98H186ZM222 99H223V98H222ZM238 99H239V98H238ZM258 99H259V98H258ZM260 99H261V98H260ZM29 100H30V99H29ZM29 100H28V101H29ZM82 100H83V99H81V103L83 102ZM85 100H86V99H85ZM95 100H96V99H95ZM189 100H190V99H189ZM126 101H127V100H126ZM141 101H142V100H141ZM144 101H145V100H144ZM190 101H191V100H190ZM192 101H193V103H194V100H192ZM235 101H236V100H235ZM239 101H240V100H239ZM262 101H264V100H262ZM31 102H33V103H31ZM31 102H30L31 104H34V101H31ZM53 102H54V100H53ZM61 102H62V101H61ZM99 102L101 103V101H99ZM119 102H120V101H119ZM127 102H129V101H127ZM147 102H148V101H147ZM42 103H44V102H42ZM42 103H41V104H42ZM59 103H60V102H59ZM100 103H99V104H100ZM164 103H165V102H164ZM164 103H163V104H164ZM38 104L40 105V102H39ZM64 104H65V103H64ZM118 104H119V103H118ZM129 104H130V103H129ZM207 104H208V103H207ZM49 105H50V104H49ZM60 105H61V104H60ZM108 105H109V104H108ZM123 105H124V104H123ZM151 105H152V104H151ZM166 105H168V103H167ZM174 105H175V104H174ZM204 105H205V104H204ZM208 105H210V104H208ZM237 105H239V103H238ZM27 106H29V105H27ZM27 106H26V107H27ZM42 106H43V105H42ZM67 106H68V105H67ZM67 106H65V107H67ZM70 106H71V104H70ZM93 106H94V105H93ZM102 106H103V105H102ZM112 106H113V105H112ZM119 106H120V105H119ZM124 106H125V105H124ZM124 106H123V107H124ZM126 106H128V105H126ZM130 106H131V105H130ZM177 106H178V105H177ZM217 106H218V105H217ZM26 107H25V108H26ZM33 107H34V106H33ZM36 107H37V106H36ZM43 107L45 108L46 105H44ZM60 107H61V106H60ZM73 107H74V105H73ZM105 107H106V106H105ZM114 107H115V106H114ZM131 107H133V106H131ZM40 108H41V107H40ZM46 108H47V107H46ZM46 108H45V109H46ZM58 108H59V107H58ZM71 108H72V107H71ZM107 108H108V107H107ZM107 108H106V109H107ZM112 108H113V107H112ZM118 108H119V107H118ZM127 108H129V107H127ZM136 108H137V107H136ZM136 108H135V109H136ZM161 108H162V106H161ZM168 108H169V107H168ZM26 109L28 110L29 108H26ZM31 109H32V107H31ZM34 109H35V108H34ZM42 109H43V108H42ZM42 109H41V110H42ZM63 109H64V107H63ZM94 109H95V108H93V110H94ZM114 109H115V108H114ZM114 109H113V110H114ZM129 109H130V108H129ZM129 109H128V110H129ZM132 109H134V108H132ZM27 110H25V111L27 112ZM35 110H38V107H37V109H35ZM35 110H33V111H35ZM49 110H50V109H49ZM60 110H62V109L60 108ZM93 110H92V111H93ZM95 110H96V109H95ZM122 110H123V109H122ZM136 110H137V109H136ZM138 110H139V109H138ZM138 110H137V111H138ZM153 110H154V108H153ZM163 110H164V109H163ZM207 110H208V109H207ZM230 110H231V109H230ZM38 111H39V110H38ZM42 111H44V110H42ZM72 111H73V110H72ZM85 111L87 112L88 110H85ZM118 111H119V110H118ZM159 111H160V110H159ZM161 111H162V110H161ZM208 111H209V110H208ZM236 111H237V110H236ZM236 111H235V112H236ZM31 112H32V111H31ZM40 112H41V111H39V113H40ZM55 112H57V114H58V113H59V110H55ZM55 112H54V113H55ZM68 112H69V110H68ZM133 112H134V111H133ZM141 112H142V108H141ZM201 112H202V111H201ZM27 113H28V112H27ZM45 113H49V112L47 111V112H45ZM83 113H84V112H83ZM97 113H98V112H97ZM115 113H116V112H115ZM152 113H153V112H152ZM191 113H192V112H191ZM199 113H200V112H199ZM217 113H218V112H217ZM233 113H234V112H233ZM20 114H21V113H20ZM25 114H26V113H25ZM40 114H42V112H41ZM64 114H65V113H64ZM68 114H70V112H69ZM68 114H67V115H68ZM101 114H102V115H105V116H106V115L108 116V115L111 114V113H110L108 110L103 109V110L101 111ZM113 114H114V112L112 113V115H113ZM116 114H117V113H116ZM126 114H127V113H126ZM126 114L124 113V110H123V112H122L121 114H119V115H120L119 119H120L121 117H122V118L125 117ZM134 114H135V113H134ZM196 114H197V113H196ZM32 115H34V114L32 113ZM35 115H36V111H35ZM37 115L39 116V114H37ZM73 115H74V114H73ZM78 115H79V113H78ZM160 115H162L161 112H160ZM166 115H167V114H166ZM194 115H195V114H194ZM209 115H210V114H209ZM20 116H21V115H20ZM83 116H84V115H83ZM131 116H132V115H131ZM131 116H130V117H131ZM153 116H154V114H153ZM155 116H159V114H158V115H155ZM196 116H197V115H196ZM198 116H199V114H198ZM228 116L230 117V115H228ZM21 117H22V116H21ZM23 117H24V116H23ZM64 117H66V116H64ZM68 117H69V116H68ZM74 117H75V116H74ZM85 117H86V116H85ZM161 117H162V116H161ZM163 117H164V116H163ZM70 118H73V117H70ZM81 118H82V117H81ZM81 118H80V119H81ZM133 118H134V117H133ZM133 118H132V119H133ZM206 118H207V117H206ZM100 119H102V118H100ZM116 119H117V116H116ZM226 119H228V118H226ZM64 120H66V119H64ZM69 120H70V119H69ZM69 120H67V121H63V122L61 123L63 128H64V127H67V124H66V123H68V122L70 123ZM71 120H72V119H71ZM103 120H106V119H103ZM103 120H102V121H103ZM122 120H123V119H122ZM161 120H162V119H161ZM107 121H108V120H106V122H107ZM120 121H121V119H120ZM120 121H119V122H120ZM173 121H174V120H173ZM249 121H250V120H249ZM108 122H109V121H108ZM110 122H112V121H110ZM110 122H109V123H110ZM174 122H175V121H174ZM197 122H198V121H197ZM224 122H225V121H224ZM224 122L221 123V124H219V125H220V126H223ZM9 123H11V122H2V121H0V128H1V129H0V130H1V132H0V143H3V142H5V143H9V141H10L9 136H10L11 133H13L14 128L9 127ZM84 123H85V122H84ZM115 123H116V122H115ZM172 123H173V122H172ZM172 123H171V124H172ZM188 123H189V122H188ZM198 123H199V122H198ZM73 124H74V123H73ZM81 124L83 125L82 122H81ZM85 124H86V123H85ZM101 124H102V123H101ZM116 124H117V123H116ZM120 124H121V123H120ZM173 124H174V123H173ZM173 124H172V125H173ZM240 124H241V123H240ZM245 124H246V122H245ZM245 124H244V125H245ZM252 124H253V123H252ZM74 125H75V124H74ZM74 125H73V127H74ZM111 125H112V123H111ZM257 125H258V124H257ZM87 126H88V125H87ZM92 126H93V125H92ZM103 126H105V125H103ZM46 127H47V126H46ZM79 127H80V126H79ZM94 127H95V126H94ZM105 127H106V126H105ZM246 127H247V126H246ZM76 128H77V126H76ZM90 128H91V127H90ZM99 128H100V127H99ZM99 128H98V129H99ZM128 128H129V127H128ZM132 128H133V127H132ZM150 128H151V127H150ZM240 128H241V126H240ZM243 128H244V127H243ZM82 129H83V128H82ZM82 129H80V130H82ZM85 129H86V128H85ZM120 129H121V128H120ZM122 129H123V128H122ZM222 129H223V128H222ZM222 129H221V131H222ZM241 129H242V128H241ZM12 130H13V131H12ZM31 130H32V129H31ZM86 130L88 131V130H91V129H86ZM125 130H126V129H125ZM229 130H230V129H229ZM249 130H250V129H249ZM249 130H247V131H249ZM35 131H36V130H35ZM73 131H74V130H73ZM77 131H78V129H77ZM96 131H97V130H96ZM143 131H144V130H143ZM232 131H235V129L232 130ZM245 131H246V130H245ZM247 131H246V133H247ZM252 131H253V130H252ZM79 132H80V131H79ZM79 132L76 133V134L79 135V137H81L80 135H81L82 133L79 134ZM89 132H90V131H89ZM91 132H92V130H91ZM94 132H95V131H93L92 134H93ZM97 132H98V131H97ZM102 132L104 133V131H102ZM120 132H121V131H120ZM145 132H146V131H145ZM63 133H64V130H63ZM232 133H233V132H232ZM41 134H43V132H42ZM41 134H40V135L37 134V136H36V134H35V137H37V139L43 137V136H41ZM73 134H75V133H73ZM90 134H91V133H90ZM226 134H228V132H227ZM233 134H236V133H233ZM94 135H98V133H97V134H94ZM101 135H102V134H101ZM104 135L106 136V134H104ZM108 135H109V134H108ZM110 135H111V134H110ZM146 135H148V134H146ZM153 135H154V134H153ZM178 135H180V134H178ZM98 136H100V132H99V135H98ZM111 136H113V135H111ZM93 137H94V136H93ZM96 137H97V136H96ZM96 137L94 138V140H96ZM166 137H167V136H166ZM183 137L185 138V136H183ZM112 138H113V137H112ZM126 138H127V136H126ZM128 138H129V137H128ZM253 138H254V137H253ZM253 138H252V140H253ZM255 138H256V137H255ZM84 139H85V138H84ZM98 139H99V138H97V140H98ZM148 139H149V141H150V138H148ZM169 139H170V138H169ZM77 140H78V139H77ZM79 140H82V139L79 138ZM107 140H109L110 142L116 144L117 146H123V149L126 150V151H129V150L131 149V147H129V146L126 145V144H127V141L125 140V137H124V138H120V137H119V138H116V139H107V138H105L104 141H107ZM167 140H168V139H167ZM98 141H100V140H98ZM175 141H176V140H175ZM179 141H180V140H179ZM255 142H256V140H255ZM100 143H102V140L100 141ZM104 143H105V142H104ZM145 143H146V141H145ZM91 144H92V143H91ZM141 144H142V143H141ZM141 144H139V146H140ZM149 144H150V143H149ZM151 144H152V143H151ZM158 144H159V143H158ZM254 144H255V143H254ZM79 145H81V144H79ZM101 145H102V144H101ZM104 145H105V144H104ZM131 145H132V144H131ZM133 145H134V144H133ZM167 145H168V143H167ZM173 145H174V144H173ZM235 145H236V144H235ZM258 145H260V144H257V146H258ZM102 146H103V145H102ZM164 146H165V145H164ZM175 146H176V145H175ZM255 146H256V144H255ZM3 147H5V146H3ZM73 147H74V146H73ZM106 147H107V146H106ZM136 147H137V146H136ZM140 147H141V146H140ZM142 147H143V146H142ZM165 147H166V146H165ZM165 147H164V148H165ZM237 147H239V146H237ZM74 148H75V147H74ZM84 148H85V147H84ZM164 148H163V149H164ZM182 148H183V147H182ZM197 148H198V146H197ZM199 148H200V147H199ZM234 148H235V147H234ZM263 148H264V147H263ZM5 149H6V147L3 148V150H5ZM34 149H35V148H34ZM105 149H106V148H105ZM109 149H110V148L108 147V150H109ZM114 149H115V148H114ZM117 149L119 150V147H118ZM137 149H138V148H137ZM157 149H158V148H157ZM205 149H206V148H205ZM218 149H219V148H218ZM38 150H39V149H38ZM102 150H103V147H102ZM106 150H107V149H106ZM148 150H149V149H148ZM175 150H176V149H175ZM239 150H240V149H239ZM263 150H264V149H263ZM73 151H75V150H72V152H73ZM84 151H85V150H84ZM87 151H88V150H87ZM110 151H111V149H110ZM110 151H109V153H110ZM112 151H114V150H112ZM112 151H111V154H113V153L115 152V151H114V152L112 153ZM116 151H117V150H116ZM135 151H136V150H135ZM164 151H165V150H164ZM242 151H243V150H242ZM259 151H260V150H259ZM3 152H5V151H3ZM70 152H71V150H70ZM78 152H80V151H77L76 153H78ZM90 152H91V151H90ZM106 152H107V151H106ZM120 152H121V151H120ZM136 152H137V151H136ZM140 152H142V151H140ZM199 152H200V151H199ZM201 152H202V151H201ZM204 152H205V151H204ZM257 152H258V151H257ZM91 153H92V152H91ZM95 153H96V152H94V154H95ZM109 153L107 152V154H109ZM138 153H139V152H138ZM142 153H144V152H142ZM146 153H148V152H146ZM151 153H152V152H151ZM162 153H163V152H162ZM205 153H206V152H205ZM4 154H5V153H4ZM72 154L75 155V153H72ZM72 154H71V155H72ZM79 154H80V153H79ZM79 154H78V155H79ZM85 154H86V153H85ZM89 154H90V153H89ZM94 154H93V155H94ZM148 154H149V153H148ZM172 154H173V153H172ZM74 155H73V158H75ZM78 155L76 154L75 156L77 157ZM81 155H82V154H81ZM81 155H80V156H81ZM90 155H91V154H90ZM95 155H96V154H95ZM101 155H103V154H101ZM109 155H110V154H109ZM136 155H137V154H136ZM136 155H135V156H136ZM138 155H139V154H138ZM151 155H153V153H152ZM155 155L157 156L156 152H155ZM158 155H159V153H158ZM179 155H180V154H179ZM179 155H178V156H179ZM207 155H208V154H207ZM80 156H78V157H80ZM117 156H118V158H119V155H116V157H117ZM125 156H126V155H125ZM135 156H134V158L136 159L137 157H135ZM159 156H161V155H159ZM171 156H172V155H171ZM220 156H221V155H220ZM234 156H235V155H234ZM68 157H69V156H68ZM68 157H65V156H64V157H57V160L54 159V157H53V160H52V162H51V164L53 165V168H56V167H62V166L67 167L68 164H69L68 161H70V160H68ZM89 157H90V156H89ZM97 157H98V156H97ZM103 157H105V156H103ZM175 157H176V156H175ZM223 157H224V156H223ZM55 158H56V157H55ZM69 158H70V157H69ZM73 158H72V159H73ZM90 158H91V157H90ZM101 158H102V157H101ZM108 158H110V156H109ZM138 158H139V157H138ZM170 158H171V157H170ZM173 158H174V157H173ZM225 158H226V157H225ZM96 159H97V158H96ZM105 159H106V158H105ZM105 159H104V160H105ZM120 159H121V157H120ZM154 159H155V158H154ZM177 159H178V158H177ZM185 159H186V158H185ZM229 159H230V158H229ZM98 160H99V159H98ZM98 160H97V161H98ZM102 160H103V159H102ZM102 160H101V161H102ZM104 160H103V161H104ZM118 160H119V159H118ZM137 160H138V159H137ZM140 160H141V159H139V161H140ZM186 160H187V159H186ZM233 160H234V159H233ZM73 161H74V159H73ZM89 161H90V159H89ZM200 161H201V160H200ZM221 161H222V160H221ZM79 162H80V161H78V162L75 163V161H74L76 167H79V164H78ZM93 162L95 163V160H94ZM108 162H109V161H108ZM110 162H112V161H110ZM161 162H162V161H161ZM161 162H160V165H162ZM184 162H185V161H184ZM262 162H263V161H262ZM74 163H73V164H74ZM99 163H100L101 165L103 164V162H100V160H99ZM104 163H106V160H105ZM135 163H136V162H135ZM144 163H145V162H144ZM147 163H150V164H151V163H154V162H149V161H148ZM165 163H166V162H165ZM168 163H169V162H168ZM196 163H197V162H196ZM253 163H254V161H253ZM96 164H97V163H96ZM96 164H95V167H96ZM106 164L109 165L108 163H106ZM138 164H139V163H138ZM141 164H143V163H141ZM208 164H209V163H208ZM208 164H207V166H208ZM155 165H156V163H155ZM209 165H210V164H209ZM215 165H216V164H215ZM215 165H214V166H215ZM234 165H235V164H234ZM240 165H241V164H240ZM252 165H253V164H252ZM92 166H93V165H92ZM98 166H99V168H98V167L95 168V169H98V170H96V171H99V169L102 168V167H100V165H98ZM104 166H105V165H104ZM110 166H111V164H110ZM116 166H117V165H116ZM145 166H146V165H145ZM147 166H148V165H147ZM150 166H151V165H150ZM185 166H186V165H185ZM80 167H81V166H80ZM93 167H94V166H93ZM151 167H153V166H151ZM188 167H189V166H188ZM237 167H238V166H237ZM105 168L108 169V170H110V168H107V166H105ZM154 168H155V167H154ZM184 168H185V167H184ZM186 168H187V167H186ZM199 168H200V167H199ZM256 168H257V167H256ZM76 169H77V168H76ZM78 169H79V168H78ZM92 169L94 170V168H92ZM106 169L104 170V168H103L102 171L100 170L99 173H98V175H96V176H99V175H100V176H102V175L105 176L104 174L107 173V172H105ZM115 169H117V168L115 167ZM115 169L113 168V169H111V170H114V171H115ZM149 169H150V168H149ZM155 169H156V168H155ZM208 169H209V167H208ZM103 170H104V171H103ZM188 170H189V169H188ZM77 171H79V170H77ZM118 171H119V170H118ZM216 171H217V170H216ZM246 171H247V170H246ZM115 172H117V171H115ZM169 172H170V170H169ZM209 172H210V170H209ZM247 172H248V171H247ZM249 172H250V171H249ZM249 172H248V174H247V173L245 174L246 177H248V176L251 175V174L253 175L254 173L256 174V175L254 174L255 176H258V173L254 172V171H253L254 173H249ZM258 172H259V171H258ZM94 173L96 174L97 172H94V171H93V174H94ZM110 173H111V172H110ZM113 173H114V172L112 171V175H113ZM120 173H121V172H120ZM230 173H231V172H230ZM242 173H244V172H242ZM118 174H119V173H118ZM220 174H221V173H220ZM52 175H53V174H52ZM121 175H122V174H121ZM260 175H261V174H260ZM49 176H50V175H49ZM100 176H99V177H100ZM114 176H115V175H114ZM114 176H113L112 178H114ZM119 176H120V174H119ZM151 176H152V175H151ZM226 176H227V175H226ZM117 177H118V176H117ZM117 177L115 176V179H114V180L118 179V180H116V181L118 182V181H120V179H119L120 177H118V178H117ZM222 177H223V176H222ZM229 177H230V176H229ZM231 177H232V176H231ZM240 177H242V176H240ZM244 177H245V176H244ZM246 177H245L244 179H243V178H242V179L245 180ZM249 177L251 178V176H249ZM76 178H77V177H76ZM106 178H107V177H106ZM112 178H111V179H112ZM171 178H172V177H171ZM234 178H235V177H234ZM255 178H256V177H255ZM255 178H254V179H255ZM36 179H37L36 177L33 178V179H32V182H37ZM66 179H67V178H66ZM72 179H74V178L72 177ZM108 179H109V178H108ZM111 179H110V180H111ZM132 179H133V178H131V180H132ZM216 179H217V178H216ZM219 179H221V177H219ZM219 179H218V180H219ZM237 179H238V178H237ZM251 179H252V178H251ZM67 180H68V179H67ZM214 180H215V179H214ZM226 180H227V179H226ZM238 180L241 181V183H243V182H242L243 180H241V179H238ZM238 180H237V181H238ZM246 180L249 181L250 179L247 178ZM116 181H113V183L116 182ZM222 181H223V180H222ZM239 181H238V183L231 182V184H229L230 188H227V190H228V189H231V190H232V188H233V189H235V192H237L238 190L243 189V187L239 185V184H241V183H239ZM117 182H116V183H117ZM219 182H220V180H219ZM219 182H217V183H219ZM224 182H225V180H224ZM224 182H223V183H224ZM254 182H255V180H254ZM0 183H1V186L4 184V182H0ZM61 183H62V182H61ZM63 183H64V182H63ZM69 183H71V182L69 181ZM69 183H68V185H70ZM77 183H78V180H77ZM98 183H99V182H98ZM98 183H97V184H98ZM136 183H137V182H136ZM227 183H228V182H227ZM232 183H233V184H232ZM234 183H235V184H234ZM248 183H249V182H248ZM74 184H75V183H74ZM78 184H79V183H78ZM94 184H95V183H94ZM127 184H128V183H127ZM220 184H221V182H220ZM244 184H245V183H244ZM246 184H247V183H246ZM60 185H61V184H60ZM60 185H59V186H60ZM66 185H67V184H66ZM75 185L77 186V184H75ZM87 185H88V184H87ZM131 185H132V183H131ZM209 185H210V184H209ZM216 185H218V184H216ZM250 185H251V184H250ZM4 186H5V185H4ZM73 186H74V185H73ZM81 186H82V185H80L79 187H81ZM133 186H134V185H133ZM212 186H215V185H211L210 187H212ZM220 186H222V184H221ZM229 186H228V187H229ZM8 187H9V186H8ZM62 187H63V184H62ZM65 187H66V186H65ZM71 187H72V186H71ZM77 187H78V186H77ZM82 187L84 188V186H82ZM85 187H87V186H85ZM93 187H94V186H93ZM93 187H92V188H93ZM105 187H106V185H105ZM126 187H127V186H126ZM148 187H149V186H148ZM248 187H250V186L248 185ZM2 188H4V187L2 186ZM83 188H82V189H83ZM132 188H133V187H132ZM139 188H140V187H139ZM139 188H138V189H139ZM204 188H205V187H204ZM244 188H245V187H244ZM62 189H64V188H62ZM69 189H70V188H69ZM69 189H67V190H69ZM71 189H73V191L71 190V192H74L75 187H73V188H71ZM76 189H77V188H76ZM100 189H101V188H100ZM103 189H104V188H103ZM106 189H107V188H106ZM120 189H121V188H120ZM120 189H119V191H120ZM130 189H131V187H130ZM135 189H136V188H135ZM138 189H137V190H138ZM188 189H189V188H188ZM190 189H191V188H190ZM248 189H249V188H248ZM38 190H39V191H33V192H31V193H30V196H33V195H36V196H37V192H40V193H41L42 191L44 192V193H43L44 196H45V194L48 195V194H50V193L52 192V189H50V188H45V187H42V186H40V187L38 188ZM60 190H61V189H60ZM60 190H59V191H60ZM77 190H78V189H77ZM84 190H89V188H88V189H87V188H86V189L84 188ZM90 190H91V189H90ZM124 190H125V188H124ZM131 190H132V189H131ZM137 190H136V191H137ZM140 190L142 191L141 188H140ZM143 190H144V189H143ZM145 190H147V189L145 188ZM219 190H220V188H219ZM236 190H237V191H236ZM252 190H253V189H252ZM62 191H63V190H61V192H62ZM80 191H81V190H80V188H79V192H80ZM132 191H133V190H132ZM136 191H134V192H136ZM138 191H139V190H138ZM141 191H139V192H141ZM150 191H152V189H150ZM232 191H233V190H232ZM1 192H2V191H1ZM75 192H76V191H75ZM84 192H85V191H84ZM134 192H132V193H134ZM145 192H146V191H145ZM145 192H144V194H145ZM154 192H155V190L152 191V193H153L152 195H154ZM170 192H171V191H170ZM218 192H219V191H218ZM226 192H228V191H226ZM241 192H242V191H241ZM249 192H251L250 189H249ZM63 193H64V192H63ZM66 193H67V192H66ZM90 193H91V192H90ZM125 193H126V192H125ZM129 193H131V192H129ZM141 193H142V192H141ZM219 193H220V192H219ZM239 193H240V191H239ZM243 193H244V192H243ZM58 194H59V192H58ZM76 194H77V193H76ZM92 194H94V193H92ZM96 194H97V193H96ZM106 194H107V193H106ZM138 194H139V193H138ZM147 194H148V192H147ZM147 194H146V195H147ZM155 194H156V193H155ZM227 194H228V193H227ZM227 194H225V197H226ZM234 194H235V193H234ZM236 194H237V193H236ZM39 195H40V194H38V196H39ZM60 195H62V194H60ZM81 195H83V194H81ZM108 195H109V193H108ZM118 195H119V194H118ZM141 195H143V194H141ZM146 195H145V196H146ZM150 195H151V194H150ZM170 195L172 196V194H170ZM214 195H215V194H214ZM238 195H239V194H238ZM246 195H247V194H246ZM251 195H252V192H251ZM36 196H35V198H36ZM51 196H52V194H51ZM72 196H73V195H72ZM94 196H97V195H94ZM113 196H114V195H113ZM122 196L125 197L124 194H123ZM122 196H121V197H122ZM154 196L156 197V195H154ZM159 196H161V194H160ZM210 196H211V195H210ZM218 196H219V194H218ZM218 196L216 195V197H218ZM240 196H241V195H240ZM240 196H239V197H240ZM254 196H255V195H254ZM59 197H61V196H59ZM59 197H57V198H59ZM62 197H63V196H62ZM74 197H75V196H74ZM74 197H73V198H74ZM90 197H91V196H90ZM92 197H93V196H92ZM105 197H106V196H105ZM114 197H118V196H114ZM133 197H134V196H133ZM138 197H139V196H137L136 198H138ZM157 197H158V196H157ZM221 197H222V196H221ZM38 198H39V197H38ZM40 198H42V197H40ZM76 198H77V197H76ZM100 198H102V197H100ZM108 198H110V196H109ZM119 198H120V196H119ZM142 198H143V197H142ZM152 198H153V197H152ZM188 198H189V197H188ZM212 198L214 199V197H212ZM219 198H220V197H219ZM54 199H55V198H54ZM54 199H53V200H54ZM86 199H87V198H86ZM89 199H90V198H89V196H88V200H89ZM94 199H97V198L95 197ZM106 199H107V198H106ZM112 199H114V198H112ZM112 199H111V200H112ZM145 199H146V198H145ZM145 199H143V200H145ZM147 199H149V198H147ZM147 199H146V200H147ZM150 199H151V198H150ZM182 199H184V198H182ZM189 199H190V198H189ZM215 199H216V198H215ZM234 199H235V200H239V199H236V198H234ZM61 200H62V199H61ZM91 200H92V199H91ZM91 200H90V201H91ZM98 200H99V199H98ZM102 200H103V199H102ZM107 200H108V199H107ZM116 200H118V199L115 198V201H114V202H117ZM126 200H128V199L125 198V201H126ZM140 200H141V199H140ZM169 200H171V198H170ZM172 200H173V199H172ZM240 200H241V199H240ZM240 200H239V201H240ZM244 200H246V198H245ZM244 200H243V201H244ZM54 201H55V200H54ZM59 201H60V200H59ZM59 201H58V203H59ZM100 201H101V200H100ZM135 201H136V200H135ZM135 201H134V203H137V202H135ZM137 201H138V200H137ZM153 201H154V200H153ZM187 201H189V200H187ZM195 201H196V200H195ZM199 201H201V200H199ZM217 201H218V200H217ZM249 201H250V200H249ZM40 202H41V201H40ZM56 202H57V200H56ZM60 202H61V201H60ZM67 202H68V201H67ZM67 202H65V203H67ZM72 202H73V201H72ZM72 202H71V203H72ZM95 202H97V201H95ZM108 202H109V200H108ZM112 202H113V201H112ZM114 202H113V203H114ZM122 202H124V201H122ZM122 202H121V203H122ZM139 202H140V201H139ZM144 202H146V201H144ZM189 202H191V201H189ZM240 202H241V201H240ZM244 202H245V201H244ZM259 202H260V201H259ZM24 203H25V202H24ZM32 203H33V202H32ZM34 203H35V202H34ZM58 203H57V204H58ZM62 203H63V201H62ZM102 203H103V202H102ZM113 203H112V204L109 203V204L115 206L116 204L114 205ZM119 203H120V202H119ZM146 203H147V202H146ZM175 203H176V201H175ZM179 203H180L181 205L184 204L183 201H182V202H179ZM187 203H188V202H187ZM210 203H211V202H210ZM210 203H209V204H210ZM238 203H239V202H238ZM241 203H243V202H241ZM241 203H239V205H240ZM245 203H247V202H245ZM252 203H253V202H252ZM9 204H10V203H9ZM36 204H38V203H36ZM36 204H35V205H36ZM42 204H43V203H42ZM44 204H45V206H46V203H44ZM44 204H43V205H44ZM47 204H48V203H47ZM73 204L75 205L76 202L73 203ZM81 204H82V203H81ZM92 204H93V203H92ZM142 204H143V202H142ZM167 204L170 205L169 203H167ZM192 204H193L192 207H193L194 211L196 210L197 213H201L200 211L202 210V206H201L202 204H200L199 202L192 203ZM247 204H248V203H247ZM254 204H255V203H254ZM71 205H72V204H71ZM79 205H80V202H79ZM93 205H94V204H93ZM96 205H97V203H96ZM106 205H107V204H106ZM128 205H130V204H128ZM135 205H138V204H135ZM241 205H242V204H241ZM260 205H261V204H260ZM0 206H1V205H0ZM13 206H14V205H13ZM30 206H31V205H30ZM37 206H38V205H37ZM39 206H40V204H39ZM50 206H51V205H50ZM65 206H66V205H65ZM68 206H69V204H68ZM119 206H120V205H119ZM119 206H118V210H120V209H119ZM152 206H153V205H152ZM152 206H151V207H152ZM213 206H215V205H213ZM1 207H3V206H1ZM34 207H35V206H34ZM34 207H33V208H34ZM40 207H42V205H41ZM40 207H39V208H40ZM60 207H61V206H60ZM77 207H79V206H77ZM90 207H93V206H90ZM101 207H102V206H101ZM136 207L138 208V206H136ZM155 207H156V205H155ZM10 208H11V207H9V209H10ZM35 208H36V207H35ZM35 208H34V209H35ZM47 208H53V207L51 206V207H47ZM81 208H82V207H81ZM84 208H85V207H84ZM97 208H99V207H96V210H97ZM114 208H115V207H114ZM114 208H112V209H114ZM0 209H1V208H0ZM3 209H4V208H3ZM11 209H12V208H11ZM30 209H31V207H30ZM37 209H38V208H37ZM40 209H41V208H40ZM42 209H43V207H42ZM68 209H69V208H68ZM70 209H71V208H70ZM76 209H77V208H76ZM76 209H75V210H76ZM92 209H93V208H92ZM103 209H105V208L103 207ZM115 209H116V208H115ZM156 209H157V208H156ZM208 209H209V208H208ZM241 209H242V208H241ZM45 210H46V209H45ZM45 210H44V211H45ZM48 210H50V209H48ZM56 210L58 211V209H56ZM59 210H60V209H59ZM126 210H127V209H126ZM132 210H133V209H132ZM132 210H131V208H130V211H132ZM215 210H216V209H215ZM252 210H253V209H252ZM50 211H51V210H50ZM53 211H54V210H53ZM53 211H51V212L54 213L55 211H54V212H53ZM63 211H64V210H63ZM71 211H72V209L70 210V212H71ZM73 211H74V210H73ZM73 211H72V212H73ZM77 211H79V210H77ZM81 211H82V210H81ZM97 211H98V210H97ZM100 211H101V210H100ZM104 211H105V210H104ZM107 211H108V207H107ZM112 211H113V212L115 211L114 213H116V210H112ZM122 211H123V210H122ZM124 211H125V210H124ZM160 211H161V209H160ZM237 211H238V210H237ZM243 211H244V209H243ZM21 212H22V211H21ZM26 212H28V211H26ZM72 212H71V213H72ZM82 212H83V214H84V212H87V211L85 210V211H82ZM82 212H81V213H82ZM92 212H93V211H92ZM105 212H106V211H105ZM125 212H126V211H125ZM174 212H175V211H174ZM224 212H225V214H224V215H225V223H228V222L231 220L230 222H231L232 224H234V223H235V224H239L238 222H239L240 220H239L238 216H237V220H238V222H237V220L232 219V216H231V215H232V212H229V211H228V212L224 211ZM224 212H223V213H224ZM234 212H235V211H234ZM240 212H241V211H240ZM9 213H10V212H9ZM16 213L18 214L19 212H16ZM34 213H35V212H34L33 209H32L31 214H32V215H35ZM37 213H38V211H37ZM60 213H61V212H60ZM64 213H65V212H64ZM75 213H76V212H75ZM81 213H80V214H81ZM103 213H104V212H103V210H102V213H101V214H103ZM111 213H112V212H111ZM119 213H120V211H118V214H119ZM170 213H171V212H170ZM80 214H79V215H80ZM83 214H81V215H83ZM86 214H87V213H86ZM116 214H117V213H116ZM116 214H114V215L111 214V215L116 216ZM201 214H202V216H203V215H204V216H207V215L209 216V215L211 214V212H210V210H205L204 213H201ZM240 214H243V215H244V213H240ZM0 215H1V214H0ZM7 215H8V214H7ZM7 215H6V216H7ZM87 215H88V214H87ZM105 215H106V214H105ZM119 215H122V214H119ZM199 215H200V214H199ZM216 215H218V214L216 213ZM234 215H235V213H234ZM237 215H238V214H237ZM35 216H36V215H35ZM41 216H42V215H41ZM67 216H68V218H69V214H68ZM98 216H99V215H98ZM100 216H101V215H100ZM117 216H118V215H117ZM117 216H116V217H117ZM160 216H161V215H160ZM162 216H164V215H162ZM167 216H168V215H167ZM197 216H198V215H197ZM200 216H201V215H200ZM204 216H203V217H204ZM240 216H241V215H240ZM7 217H8V216H7ZM11 217H12V216H10V218H11ZM64 217H65V216H64ZM90 217H91V216H90ZM94 217H95V218H94ZM94 217H93V218L96 219V216H94ZM110 217H111V216H110ZM118 217H119V216H118ZM164 217H165V216H164ZM168 217H170V216H168ZM210 217H211V216H210ZM212 217H214V216H212ZM223 217H224V216H223ZM23 218H25V217H23ZM42 218H44V217L42 216ZM42 218L40 217V219H42ZM62 218H63V217H62ZM71 218H72V217H71ZM74 218H75V217H74ZM85 218H86V217H85ZM88 218H89V217H88ZM97 218H98V217H97ZM99 218H100V217H99ZM114 218H115V217H114ZM171 218H172V217H171ZM215 218H217V217H215ZM7 219H8V218H7ZM13 219H14V216L10 219V221H13ZM16 219H17V218H16ZM26 219H27V218H26ZM28 219H29V218H28ZM37 219H38V218H36V220H37ZM40 219H38V220L40 221ZM54 219L57 220L56 218H54ZM64 219H65V218H64ZM64 219H61V220H64ZM102 219H104V218H102ZM115 219H116V218H115ZM117 219H118V218H117ZM174 219H175V217H174ZM195 219H197V217H195ZM203 219H204V218H203ZM240 219H242V218H240ZM254 219H255V218H254ZM259 219H260V218H259ZM29 220H31V219H29ZM32 220H33V219H32ZM43 220H44V219H42L41 221H43ZM68 220H70V219H68ZM77 220H78V219H77ZM111 220H112V219H111ZM111 220H110V221H111ZM113 220H114V219H113ZM176 220H177V218H176ZM176 220H175V221H176ZM242 220H243V219H242ZM242 220H241V221H242ZM250 220H251V219H250ZM3 221H4V220H3ZM3 221H2V222H3ZM20 221H21V220H20ZM39 221H38V225H39ZM48 221H49V220H48ZM48 221H47V223H48ZM66 221H67V220H66ZM91 221H92V220H91ZM93 221H96V220H93ZM120 221L123 222V221H126V220H124V218H120ZM212 221H214V220H212ZM221 221H223V219H222ZM244 221H245V219H244ZM261 221H262V220H261ZM29 222H30V221H29ZM36 222H37V221H36ZM43 222H45V220H44ZM64 222H65V221H64ZM76 222H77V221H76ZM84 222H85V221H84ZM84 222H82V223L85 224ZM87 222H88V221H87ZM98 222H99V221H98ZM185 222H187V221H185ZM188 222H189V221H188ZM207 222H208V221H207ZM15 223L18 224L19 222H15ZM30 223H32V222H30ZM30 223L28 224L29 226L31 225ZM47 223H46V224H47ZM49 223H50V222H49ZM82 223H81V224H82ZM95 223H97V221H96ZM110 223H111V222H110ZM180 223H181V222H180ZM241 223H242V222H241ZM245 223H246V222H245ZM245 223H244V224H245ZM262 223H263V222H262ZM9 224H10V223H9ZM41 224L44 226L43 223H41ZM41 224H40V225H41ZM60 224H63V223H60ZM65 224H68V223H65ZM87 224H88V223H87ZM91 224H92V223H91ZM107 224H109V223H107ZM126 224H127V223H126ZM194 224H196V222H195ZM198 224L200 225V224H202V223H198ZM242 224H243V223H242ZM242 224H241V225H242ZM19 225H20V224H19ZM28 225H27V226H28ZM56 225H57V224H56ZM68 225H69V224H68ZM68 225H67V226H68ZM96 225L99 226L98 223L95 224L94 226H96ZM105 225H106V224H105ZM109 225H110V224H109ZM123 225H124V224H123ZM145 225H146V224H145ZM179 225H181V224H179ZM241 225H240V227H242ZM8 226H10V225H8ZM8 226H7V228L9 229ZM12 226H13V225H12ZM20 226L22 227L23 224L20 225ZM20 226H19V227H20ZM29 226H28V227H29ZM63 226H64V224H63ZM80 226H81V225H80ZM89 226H90V227L92 226V228H91V229H92L91 233H93V231H96L97 228L95 229V227H94V229H95V230H94V229H93V224H92V225H89ZM89 226H88V227H89ZM97 226H96V227H97ZM107 226H108V225H107ZM115 226H116V225H115ZM188 226H189V225H188ZM244 226H245V225H244ZM250 226H251V225H250ZM250 226H249V227H248V226H247V227L245 226V227H246V228H249V230H250ZM3 227L6 228V226H3ZM3 227H2V228H3ZM10 227H11V226H10ZM13 227H14V226H13ZM24 227H25V224H24ZM46 227H47V226H46ZM51 227H53V225H52ZM64 227H65V226H64ZM68 227H70V225H69ZM104 227H105V226H104ZM122 227H123V226H122ZM128 227H129V226H128ZM152 227H153V226H152ZM154 227H155V226H154ZM179 227H180V226H179ZM182 227H183V226H182ZM185 227H186V225H185ZM202 227L204 228V226H202ZM225 227H226V226H225ZM235 227H236V225H235ZM245 227H243V228H245ZM253 227H254V226H252V228H253ZM41 228H43V227H41ZM44 228H45V227H44ZM44 228H43V229H44ZM53 228H55V225H54ZM61 228H62V227H61ZM72 228H73V227H72ZM75 228H76V227H75ZM105 228H106V227H105ZM119 228H120V227H119ZM183 228H184V227H183ZM183 228H182V229H183ZM215 228H216V226H215ZM215 228H214V229H215ZM246 228L243 229V230H240V229H239V230H240L241 232L244 231V230L246 231V230H247ZM0 229H1V228H0ZM8 229H7V230H8ZM18 229H19V228H18ZM22 229H23V228H22ZM37 229H38V228H37ZM63 229H64V228H63ZM66 229H67V228H66ZM66 229H64V230H66ZM91 229H90V230H91ZM110 229H111V228H110ZM50 230H51V229H50V226H49V228H48V233H49ZM54 230H56V229H54ZM57 230L61 231L60 229H57ZM68 230H69V229H68ZM72 230H73V229H72ZM74 230H75V229H74ZM76 230H77V229H76ZM78 230H79V229H78ZM81 230H82V229H81ZM81 230H80V232H81ZM86 230H87V228H86ZM88 230H89V229H88ZM88 230H87V231H88ZM113 230H114V229H113ZM124 230H125V228H124ZM184 230H186V229H183V231H184ZM197 230H198V229H197ZM199 230L201 231V227H200ZM252 230H253V229H252ZM18 231H19V230H18ZM18 231H16V232H18ZM27 231H28V229H27ZM27 231L25 230V232H27ZM33 231H34V230H33ZM59 231H58V232H59ZM87 231H86V233H87ZM102 231H103V230H101V232H102ZM106 231H107V230H106ZM117 231H118V230H117ZM151 231H152V230H151ZM187 231H188V230H187ZM206 231H207V230H206ZM253 231H254V230H253ZM256 231H257V230H256ZM1 232H3V231L1 230ZM4 232H5V231H4ZM23 232H24V231H23ZM28 232H29V231H28ZM34 232H35V231H34ZM39 232H40V231H39ZM69 232H71V231L69 230ZM75 232H76V231H75ZM75 232H73L74 235L76 234ZM77 232H79V231H77ZM88 232H89V231H88ZM201 232H202V231H201ZM201 232H200V233H201ZM207 232L209 233V231H207ZM251 232H252V231H251ZM251 232H250V233H251ZM45 233L47 234V232H45ZM55 233H56V232H55ZM59 233H60V232H59ZM59 233H58V234H59ZM61 233H63V231H61ZM84 233H85V232H84ZM91 233H90V234H91ZM102 233H103V232H102ZM104 233H105V232H104ZM118 233H119V232H118ZM130 233H131V232H130ZM159 233H161V232H159ZM187 233L189 234V232H187ZM187 233H186V235H188ZM213 233H214V232H213ZM242 233H243V232H242ZM244 233H245L246 235L249 234V233H246V232H244ZM263 233H264V232H263ZM6 234L8 235V233H6ZM6 234H5V235H6ZM40 234H41V233H40ZM40 234H39V235H40ZM58 234H57V235H58ZM77 234H78V233H77ZM95 234H96V233H95ZM95 234H93V235L91 234V236H94ZM100 234H101V233H100ZM100 234H99L98 236H100V237L102 238V236H104L106 233H105L104 235H100ZM114 234L116 235V233H114ZM131 234H132V233H131ZM201 234H203V233H201ZM47 235H48V234H47ZM59 235H60V234H59ZM59 235H58V236H59ZM71 235H72V234H71ZM87 235H88V233H87ZM107 235H109V234H106L105 236L107 237ZM178 235H179V234H178ZM189 235H190V234H189ZM198 235H199V234H198ZM213 235H214V234H213ZM233 235L235 236V234H233ZM3 236H4V235H3ZM27 236H29V235H26V236H24V237H27ZM81 236H83V235H81ZM81 236H80V237H81ZM84 236H85V235H84ZM89 236H90V235H89ZM91 236H90V238H91ZM95 236H96V235H95ZM109 236H111V235H109ZM113 236H114V235H113ZM126 236H127V235H126ZM130 236H131V235H130ZM146 236H147V235H146ZM183 236H184V235H183ZM202 236H203V235H202ZM204 236H205V235H204ZM216 236H218V234H216ZM16 237H17V236H16ZM20 237H21V236H20ZM20 237H19V238H20ZM34 237H35V235L33 236V238H34ZM43 237H44V236H43ZM106 237H104V238H106ZM185 237H187V236H184L183 238H185ZM191 237H192V236H191ZM236 237H237V235H236ZM250 237H251V235H250ZM250 237L248 236V237H246V238L248 239V238H250ZM1 238H2V237H1ZM40 238H41V236H40ZM53 238H55V235H54ZM56 238H57V237H56ZM74 238H75V237H74ZM74 238H73V239H74ZM90 238H89V240H91ZM92 238H93V239L95 238V241H96L97 243H100V242H98L99 240H104V241H105V239H101V238H98V237H97V238H98L97 240H96V237H92ZM129 238H130V237H129ZM133 238H134V237H133ZM194 238H195V237H194ZM198 238H199V236H198ZM207 238H208V237H207ZM233 238H234V237H233ZM238 238H239V237H238ZM251 238H252V237H251ZM251 238H250V239H251ZM9 239H10V238H9ZM9 239H8V240H9ZM16 239H17V238H16ZM24 239H25V238H23V240H24ZM36 239L38 240L39 238L35 237L34 240L36 241ZM41 239H42V238H41ZM60 239H61V236H60ZM60 239H59V240H60ZM73 239H72V240H73ZM107 239L109 240V237L106 238V240H107ZM110 239H111V241H113V239L116 240V241L113 242L114 244H115V242L117 243V241H118L117 238H116V236H114L113 239H112V237H110ZM3 240H4V239H3ZM31 240H32V239H31ZM31 240H30V241H31ZM34 240H33V241H34ZM49 240H50V239H49ZM59 240L57 241V239H56V242H55V243L58 242L57 244H59V242H60ZM62 240H63V239H62ZM70 240H71V239H70ZM77 240H78V239H77ZM77 240H76V241H77ZM81 240H82V242H83V239H80L79 241H81ZM86 240H87V239H86ZM86 240H84V242H85ZM165 240H167V239L165 238ZM194 240H195V239H194ZM194 240H193V241H194ZM196 240H198V239H196ZM237 240H238V239H237ZM252 240H254V239H251V241H248V242H252L250 246L253 247V244H254V243L256 244V241L254 240L255 242H253ZM13 241H14V240H13ZM74 241H75V240H73V242H74ZM163 241H164V239H163ZM169 241H170V240H169ZM186 241H187V240H186ZM186 241H183V242L187 243ZM199 241H200V240H199ZM19 242H20V241H19ZM21 242L23 243L22 240H21ZM24 242H25V241H24ZM45 242H46V241H45ZM49 242H52V240L49 241ZM65 242H68V241H65ZM84 242H83V243H84ZM96 242H95V244H96ZM105 242H106V241H105ZM105 242H101V243H105ZM107 242L109 243L110 240L107 241ZM165 242H166V241H165ZM222 242H223V241H222ZM243 242H245V241H243ZM15 243H16V242H15ZM31 243H32V242H31ZM38 243H39V242H38ZM55 243H54V245H55ZM63 243H64V242H60V245H59V246L61 247V245H62ZM85 243H86V242H85ZM87 243H88V241H87ZM91 243H93V241H91ZM118 243H119V241H118ZM131 243H132V242H131ZM134 243L137 244L136 247H139V245H140V244L138 245L139 242H138V243H137V242H134ZM145 243H146V242H145ZM168 243H169V242H168ZM189 243H190V242H189ZM195 243H196V242H195ZM198 243H200V242H198ZM224 243H228V241L225 240ZM45 244H46V243H44V245H45ZM65 244H67V243H65ZM68 244H69V245H68ZM68 244H67L68 246H71V247H72V244H71V245H70V243H68ZM73 244H74V243H73ZM88 244H90V241H89ZM105 244H106V243H105ZM105 244H104V245H101V246H103V247L105 246V247L107 248L108 245L106 246ZM146 244H147V243H146ZM165 244H167V243H165ZM201 244H203V243L201 242ZM232 244H233V243H232ZM244 244H245V243H244ZM244 244H243V246H244ZM4 245H6V244H4L3 241L1 240V242H0V252H1V251L3 250V248L5 247ZM17 245H19V243H18ZM17 245H16V246H17ZM20 245H21V244H20ZM22 245H23V244H22ZM34 245H35V244H34ZM38 245H39V244H38ZM52 245H53V244H52ZM86 245H87V244H86ZM86 245H85V246H86ZM93 245H94V244H93ZM96 245H97V244H96ZM125 245H127V247H128L129 249H133V248H134L133 243H132V244H125ZM141 245H142V243H141ZM141 245H140V246H141ZM147 245H148V244H147ZM149 245H151V244L149 243ZM190 245H192V244H190ZM193 245H194V242H193ZM193 245H192V246H193ZM195 245H196V244H195ZM221 245H222V244H221ZM30 246H32V244H31ZM47 246H51L50 243H49V245H48V243H47ZM56 246H57V245H56ZM73 246H74V245H73ZM81 246H82V245H81ZM81 246H80V247H81ZM91 246H92V245H91ZM91 246H89V247H91ZM109 246H110V245H109ZM120 246H123V245L121 244ZM120 246H119V247H120ZM144 246H145V245H144ZM144 246H143V247H144ZM162 246H163V245H162ZM197 246H200V245H197ZM205 246H206V245H205ZM216 246H217V245H215L214 248H215ZM225 246H226V245H225ZM243 246H242V247H243ZM248 246H249V245H248ZM248 246H247V247H248ZM18 247H19V246H18ZM40 247H42V246L40 245ZM65 247H66L67 250H69V249L67 248V246L62 245V248L65 249ZM71 247H69V248H70V250H72V252L76 251L75 249H74V251H73V248H74V247H73V248H71ZM80 247H79V248H80ZM87 247H88V246H86V248H87ZM94 247H96V246H94ZM103 247H101V248H102V249H101L102 252H103ZM136 247L134 248L135 250H136ZM150 247H151V246H150ZM153 247H154V246H153ZM166 247H167V246H166ZM194 247H196V246H194ZM222 247H223V246H222ZM229 247H230V246H229ZM231 247H232V245H231ZM245 247H246V245H245ZM22 248H24V247H22ZM29 248L32 249V247H29ZM45 248H46V245H45ZM54 248H55V247H54ZM81 248H82V247H81ZM91 248H92V247H91ZM97 248H98V245H97ZM123 248H126V247H123ZM139 248H140V247H139ZM154 248H155V247H154ZM162 248H163V247H162ZM178 248H179V247H178ZM204 248H205V247L203 246V249H204ZM223 248H224V247H223ZM233 248H234V247H233ZM248 248H249V247H248ZM25 249H28V248L26 247ZM95 249H96V248H95ZM99 249H100V247H99ZM107 249H109L110 252H113V253L116 252V251H114V250H115V247H114V246H113V247L111 246V247H109V248H107ZM145 249H146V248H144V250H145ZM210 249H211V248L209 247V250H210ZM225 249H226V248H225ZM225 249H224V250H225ZM227 249H228V248H227ZM242 249H243V248H242ZM242 249H241V250H242ZM245 249H246V248H245ZM253 249H255V248L253 247V248H252V251H253ZM135 250H134V251H135ZM140 250H142V247H141ZM149 250H150V249H149ZM152 250H153V249H152ZM179 250H180V249H179ZM198 250H199V249H198ZM246 250H249V249H246ZM5 251H6V250H4L3 252H5ZM15 251H16V249H15ZM17 251H18V249H17ZM17 251H16V252H17ZM51 251H52V250H51ZM56 251H57V250H56ZM65 251H66V250H65ZM82 251H83V250H82ZM121 251H122V250H121ZM124 251H125V250H124ZM132 251H133V250H132ZM134 251H133V252H134ZM137 251L139 252L138 249H137ZM162 251H163V250H162ZM225 251H226V250H225ZM231 251H232V250H231ZM12 252H13V251H12ZM12 252H10V253H12ZM28 252H30V251L28 250ZM59 252H60V250H59ZM66 252H67V251H66ZM68 252H69V251H68ZM72 252H71V254H72ZM92 252H93V251H92ZM142 252H143V251H142ZM153 252H154V251H153ZM179 252H180V251H179ZM182 252H183V250H182ZM201 252H202V251H201ZM205 252H206V250H205ZM232 252H234V251H232ZM242 252H244V250H243ZM261 252H262V251H261ZM1 253H2V252H1ZM14 253H15V252H14ZM17 253H18V252H17ZM52 253H53V252H52ZM63 253H64V252H63ZM74 253H75V252H74ZM74 253H73V254H74ZM105 253L107 254L106 251H105ZM105 253H103V254H105ZM108 253H109V252H108ZM116 253H117V252H116ZM127 253H128V252H127ZM140 253H141V251H140ZM143 253H144V252H143ZM145 253H146V250H145ZM163 253H164V252H163ZM163 253H162V254H163ZM171 253H172V252H171ZM224 253H225V252H224ZM230 253H231V252H230ZM238 253H239V252H238ZM2 254H3V253H2ZM8 254H9V253H8ZM20 254H21V253H20ZM30 254H31V253H30ZM41 254H42V253H40V255H41ZM53 254H54V253H53ZM53 254H51V256H53ZM68 254H69V253H68ZM71 254H70V255H71ZM80 254H81V253H80ZM80 254H79V255H80ZM88 254H89V253H88ZM96 254H97V253H96ZM99 254H101V253L99 252L98 255H99ZM106 254H105V255H106ZM120 254H121V253H120ZM133 254H134V253H133ZM213 254H214V253H213ZM231 254H233V253H231ZM240 254H241V252H240ZM242 254H244V253H242ZM253 254H255V253L253 252ZM3 255H4V254H3ZM57 255H58V254H57ZM74 255H76V256H77V259H78V255H77V254H74ZM74 255H73V256H74ZM81 255H83V253H82ZM101 255H102V254H101ZM129 255L132 256L131 253H129ZM135 255H136V254H135ZM163 255H164V254H163ZM200 255H201V254H200ZM222 255H224V254H222ZM10 256H11V254H10ZM10 256H9V257H10ZM18 256H20V255H18ZM35 256H36V254L34 255V257H35ZM48 256H49V255H48ZM51 256H50V257H51ZM73 256H72V257H73ZM76 256H75V258H76ZM83 256H84V255H83ZM83 256H81V257H83ZM93 256H94V255H93ZM93 256H92V258H94ZM108 256H109V255H108ZM117 256H118L119 259H120V256L118 255V253H117ZM123 256L125 257V254H124V255L122 254V257H123ZM126 256H127V254H126ZM139 256H141V255H139ZM157 256H158V255H157ZM161 256H162V255H161ZM39 257H40V256H39ZM54 257L56 258V256H54ZM72 257H71V258H72ZM85 257H86V256H84V258H85ZM88 257H89V255H88ZM90 257H91V256H90ZM98 257H100V256H98ZM101 257H102V256H101ZM109 257H110V256H109ZM111 257H112V256H111ZM111 257H110V258H111ZM124 257H123V258H124ZM133 257H134V255H133ZM142 257H143V255H142ZM142 257H141V258H142ZM179 257H180V256H179ZM196 257H198V255H196ZM203 257H204V256H203ZM214 257H215V255H214ZM232 257H233V256H232ZM237 257H239V256H237ZM4 258H5V257H4ZM12 258H13V257H12ZM16 258H17V257H16ZM21 258H22V256H21ZM21 258H20V259H21ZM40 258L43 259L42 257H40ZM55 258H54V259H55ZM62 258H63V257H62ZM79 258H80V256H79ZM92 258H91V259H92ZM95 258H96V256H95ZM95 258H94V259H95ZM127 258H128V256H127ZM138 258H139V257H138ZM141 258H139V259H141ZM148 258H149V257H148ZM154 258H156V256H155ZM157 258H159V256H158ZM161 258H162V257H161ZM163 258H164V257H163ZM165 258H168V257H165ZM172 258H173V257H172ZM212 258H213V257H212ZM255 258H256V257H254V259H255ZM10 259H11V258H10ZM28 259H29V257H28ZM38 259H39V258H38ZM52 259H53V257H52ZM63 259H67V258H63ZM86 259L88 260V258H87V257L85 258V260H84L85 262H87ZM89 259H90V258H89ZM91 259H90V260H91ZM94 259H92V260H94ZM102 259L105 260V258H102ZM112 259H113V257L111 258V260H112ZM117 259H118V258H117ZM135 259H136V257H135ZM199 259H200V257H199ZM231 259H232V258H231ZM231 259H230V261H231ZM233 259H234V258H233ZM239 259H240V258H239ZM259 259H260V258H258V261H259ZM0 260H1V259H0ZM21 260H22V259H21ZM43 260H44V259H43ZM45 260H46V259H45ZM45 260H44V262H45ZM80 260H81V259H80ZM82 260H83V259H82ZM82 260H81V261H82ZM90 260L88 261V263H89V262L91 263ZM106 260H108V259H106ZM106 260H105V261H106ZM109 260H110V259H109ZM109 260H108V261H109ZM114 260H115V259H114ZM137 260H138V259H137ZM141 260H142V259H141ZM156 260H157V259H156ZM207 260H208V259H207ZM212 260H213V259H212ZM226 260H228V259H226ZM237 260H238V258H237ZM255 260H256V259H255ZM56 261H57V260H56ZM56 261L54 260V262H56ZM99 261H100V260H99ZM105 261H102V262L104 263ZM112 261H113V260H112ZM115 261H116V260H115ZM131 261H132V260H131ZM161 261L164 262V260H162V259H161ZM167 261H168V260H167ZM169 261H170V259H169ZM209 261H210V260H209ZM222 261H223V260H222ZM228 261H229V260H228ZM233 261H234V260H233ZM233 261H232V262H233ZM235 261H236V259H235ZM1 262H2V261H1ZM8 262H9V261H8ZM10 262H11V261H10ZM26 262H27V261H26ZM34 262H35V261H34ZM49 262H52V261H49ZM54 262H52V264H53ZM61 262H62V261H59V262H57V264H58V263L61 264ZM96 262H97V260H96ZM100 262H101V261H100ZM106 262H107V261H106ZM113 262H114V261H113ZM116 262H118V261H116ZM151 262H152V261H151ZM171 262H172V261H171ZM171 262H170V263H171ZM199 262H200V260H199ZM253 262H255V261H253ZM253 262H252V263H253ZM4 263H5V262H3V264H4ZM62 263H63V262H62ZM68 263H69V262H68ZM68 263H66V264H68ZM93 263H95V262L93 261ZM97 263H98V262H97ZM138 263H142V262H139V261H138ZM144 263H145V261H144ZM144 263H143V264H144ZM148 263H150V261H149ZM155 263H157V261H155ZM173 263H174V262H173ZM173 263H172V264H173ZM180 263H181V262H180ZM180 263H176V264H180ZM190 263H191V261H190ZM221 263H223V262H221ZM225 263L228 264L227 262H225ZM229 263H230V262H229ZM237 263H238V261H237ZM252 263H251V264H252ZM1 264H2V263H1ZM31 264H33V263H31ZM40 264H41V263H40ZM82 264H83V263H82ZM106 264H107V263H106ZM109 264H111V263H109ZM121 264H122V263H121ZM123 264H124V263H123ZM126 264H127V263H126ZM130 264H131V263H130ZM134 264H135V262H134ZM145 264H146V263H145ZM150 264H151V263H150ZM157 264H159V263H157ZM219 264H220V262H219Z\"/></svg>",
  "mask_w": 264,
  "mask_h": 264
}]
</instances>
